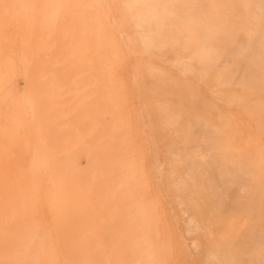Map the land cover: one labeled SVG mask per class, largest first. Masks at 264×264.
Masks as SVG:
<instances>
[{
  "label": "rangeland",
  "instance_id": "1",
  "mask_svg": "<svg viewBox=\"0 0 264 264\" xmlns=\"http://www.w3.org/2000/svg\"><path fill=\"white\" fill-rule=\"evenodd\" d=\"M1 1H3V0H0V2ZM9 1H10V3H7ZM9 1L6 0V1H3L2 3H0L1 8L5 7V9H1V8L0 9L5 10L2 12L3 13L6 12L7 16H8L6 18V13L2 14V12L0 11V15L1 16L3 15L2 16L3 18L0 16V88H1L0 91L2 92V93L0 92V102H1L0 105L5 103L4 101L2 102V100L4 99L2 96H3V93H5V89H4L5 85H3V84H7L9 86L11 85L13 87H14V84H16L15 86H17V87H14L15 89L13 88V90L14 91L16 90L15 94L17 93L16 95H19L20 97L25 96L22 94L29 92L32 89L31 88L32 85H36L37 86V87L35 86L36 89H34V87L32 86L34 89L33 90L34 92L32 90L29 92L30 96L32 95L31 96V100H32L31 102L32 103H28L29 104L28 107L30 106L31 109H29L30 108L29 107L28 111L29 110L30 111L25 113V117L27 116L25 121H27L26 124H29V125H31V124L37 125L39 122V125H37L38 126L37 128L34 126V127H31V129H30V126H27L24 124L25 128L23 125L22 127L18 128L19 131L13 130L9 126L7 127L5 124L6 123V117H5V115L2 114L3 113V106L1 105V107H2V109L0 110V124H1V126L7 127V129L10 128V130L9 129L8 130L10 132L14 131L15 134L21 133L20 134L21 136L18 134L17 135L20 138L21 137L22 138L20 139L18 136H16L13 133H11V136H10L9 131H7L6 128L3 129V127H2L0 130V133H1L0 134V140H1L0 141V239L2 237V239L0 240V254H1L0 255V264H55V263L56 264H59V263L60 264H72L75 260H72L73 262L69 263L71 261V260H69L70 258L76 259V261L74 262L75 264H90V263L91 264H99V263L100 264H141V263L142 264H184V263L201 264L203 262V260L201 262V258H203V259L207 258L208 259L207 261H209V263L207 261L206 262L204 261L206 264H219V263H217L218 261L221 262L220 264H226V262H230V263L232 262V264H235L234 259L237 260L236 261V264H237L238 259H240L242 256L246 260V262H245L246 264L248 262H249V264H252V263L253 264H256V263L257 264H264V257H263L264 256V247H263L264 238H261V237H263V235H261V234H264V230H263L264 226H261L262 229L259 226L260 223H261L260 225L264 224L263 221H262L263 223L261 222V220H264V219H262L264 216L263 215L264 213H262V212H264V210H263L264 209V207H263L264 206V198H263L264 197V123H263L264 122V71H263L264 70V60H263L264 55L263 54L264 53L261 54L262 52H264V45L261 44V42L264 43V39H263L264 33L261 32V30L264 31V2H263L264 0H259V1L258 0H248L249 1V2H247L248 5L246 4V7H247L246 9H248L247 10L248 13L246 12V15H244V16H246V18H244V17L242 18V16L240 17V16L231 15V13H229V11L227 9V7H229L228 3H227L228 5L222 6L223 8H225V9L221 10L222 14L216 13V11L214 10L216 5L213 4L212 0H206V1H208L207 5L209 3L208 7L205 6V4H206L205 1L202 2L201 0L200 1L198 0L199 4H202L203 7H207L209 10L207 8H206L207 10H205V8H202V7H200V9L198 10L196 8L197 7L196 6V7H194L195 8V11H194L193 10L194 9L193 4L191 3L190 5H191L193 11L189 12L190 13L189 15L190 16L194 15V16H192V20L196 19V22L198 24L199 23L204 24L201 22H205V20H207L206 21L207 25L205 23L204 25H201V27H199V25L196 22H194V20L192 22H190L191 20L190 21L188 20V23L195 25L193 27H196V25H198V27L200 28V29L199 28L197 29V27H196V29L198 31H194L195 28L192 30L191 28H193V27L189 26V24H187V23H184V22H186V20L188 18H190L189 16H188V18L186 16L187 19H184L185 18L184 16L186 15V13H185V15L183 14V17H184L183 20H185V21L182 23L183 20L180 18L181 13L183 11V8L186 5H188V4H185L184 1H186V3H189V2H187L188 0H182V1L179 0L178 4H180L181 2H183L185 4V5H183V3L180 4L181 6H184L181 10V13H179L180 14L179 18L182 21L180 20L181 21L180 22L179 18H177L179 22L170 21V20L166 21V18H165V20L164 19H161V20L158 19V21L154 20L152 22L153 28L151 29V32L149 33V34H151L150 35L151 39L149 38V36H148L149 39L144 37L147 34L144 35L145 32H143L141 27L138 28L137 25H135L133 15H132L133 11H130V9L132 7H131V5H129L127 3L128 0H81V1L77 0V2H75V0H63V1L62 0H38L39 2L37 0H32L33 2L28 1L29 3H27V0H26L25 1L26 5H25L23 0L22 1L16 0L18 2H15L14 0L13 1L9 0ZM35 1H37V2H35ZM42 1L45 3H43ZM192 1L194 3V1H197V0H192ZM13 2L15 5H18L17 8H19V10L16 8H14L15 10L13 9V6H14ZM21 2L24 3L23 6H22ZM40 2H41V4H40ZM170 2H171V0H166L165 5H164L166 7L165 8L166 12L169 14L171 12L170 11L171 8H172V11L174 12L173 6L171 8H169L171 6V5H169ZM6 3H7V5H6ZM37 3L39 4V6ZM11 4H13V5H11ZM29 5L31 6V10H30L31 12L29 11V9H30ZM36 5L38 6V8H41V9L39 10ZM41 5H43V6H41ZM80 5L83 7V8L82 7L81 8L84 11L80 8ZM180 5H178L179 9H181ZM196 5H198V4H196ZM10 6H11V9H13V10H10ZM71 6L74 8H72ZM188 6H186V8H184V9L185 10L189 9ZM198 6H200V5H198ZM7 7L9 8V10ZM111 7L113 8V11H112ZM175 7H177V6L175 5ZM34 8H37V9L34 10ZM70 8H72L73 11L70 10ZM196 9H197V11H196ZM7 10L10 11V14H13L14 12L16 14L9 15V12H7ZM16 10H18V12H20V13H17ZM165 10L161 11V13L159 15H163L162 12H165ZM200 10H203L204 12L202 11V12L197 13ZM258 10L260 11V13ZM178 11H180V10H178ZM178 11H176L177 14H178ZM24 12H25V14L22 15L21 13H24ZM38 12H39V16H38L39 19L37 18ZM73 12H75V13H73ZM173 12H171L172 15L171 14L170 15L175 18V16L173 15L174 14ZM31 13H33V14H31ZM112 13H114V15ZM202 13L203 14L205 13L203 15V17H206V19H203V17H201ZM86 14H88V15H86ZM177 14L175 13L176 16H177ZM247 14H249V15H247ZM260 14H262V15H260ZM19 15H20V18H18ZM27 15H29L30 18H28ZM79 15H80V18H79ZM106 15H108V17ZM112 15H113V17H112ZM166 15L167 14H165V16L164 15L163 16L166 17ZM170 15H168L169 18H171V20H174ZM163 16H161V17L163 18ZM195 16L201 17L202 20L199 17L197 18ZM226 16H228V17H226ZM84 17L87 18V19L85 18V20H87V23L84 20ZM114 17L115 18L117 17V18L115 19ZM193 17H195V18H193ZM237 17H239V18H237ZM231 18H234V19H231ZM64 19H65V21H64ZM114 19L117 20V24H116V21H114ZM197 19H199L200 21ZM248 19H250V20H248ZM74 21L76 24L74 23ZM82 21H84V22H82ZM110 21H112V22H110ZM243 21H246V23L245 22L243 23ZM113 22L115 24H113ZM154 22L157 24H155ZM175 22H176V25L179 24L178 25L179 28H175V27H177L175 25ZM251 22H253L252 27L253 28L255 27L258 31L255 28L253 29L252 27H250ZM77 23L78 24L81 23V24L77 25ZM59 24H61L59 26L60 29H59V27H57ZM168 24H170V26H171V24H173L170 28H173L174 32L172 31V29L168 28V26H169ZM209 24L214 29H212ZM76 25L79 26L78 28L80 29V31H78L79 29L76 28L77 27ZM120 25L124 30L120 27ZM34 26H35V28H34ZM186 26H188V27H186ZM36 28H37V30H35ZM114 28H115V30H114ZM57 29H58V32H57ZM118 29H119V31H118ZM175 29H178V30L184 29L185 30V31L184 30L178 31L181 34L180 36H182V39L181 38L179 39V33L176 32ZM83 30L85 32L86 31L87 32L85 33ZM121 30H123V31H121ZM163 30H165V31H163ZM167 30H168V33H170L171 35L175 34V36L177 37V41H176V37L173 36V38L171 37L173 42H170L171 41V39L169 40L170 35L168 34L169 35L168 36L166 34ZM169 30H171V32ZM160 31H162V32H160ZM112 32H115V33H112ZM164 32H166V33H164ZM191 32H192V34H191ZM227 32H229V33H227ZM117 33H118V35H117ZM163 33L166 36H164ZM195 33L198 36H196ZM210 33H212V35H210ZM231 33L234 34L235 37ZM240 33H241V35H240ZM39 34H41V35H39ZM58 34H60L61 36L59 37ZM140 34L141 35L143 34V35L140 36ZM186 34H187L188 38H187ZM222 34H224V35H222ZM237 34L239 35L240 38H246L249 36L248 37L249 39L248 40H246L247 38L243 39L242 40L243 42H242L241 39L238 38ZM33 35L35 36L36 39L34 38ZM115 35H117L118 38L115 37ZM121 35H123V36L121 37ZM214 35H215V37H214ZM217 35H220V36L218 37ZM227 35L232 37V38H230V37L228 38ZM244 35L246 37H244ZM3 36H5V37H3ZM163 36L165 37V39H163L164 41H167V37H168L169 43L168 42L164 43V41H161V38H163ZM225 36H226V38H225ZM254 36H255V38H254ZM143 37H144V39L146 38V40H150V41H147L149 44V47L147 46V43L145 42L146 40H143ZM190 37H191V39H190ZM58 38H59V40H58ZM140 38H142V39H140ZM67 39H68V41H67ZM101 39L103 41H101ZM125 39L127 42L125 41ZM158 39H160V41ZM178 39H179V41L181 40L180 42L183 44H179L180 42L178 41ZM203 39L204 40L207 39L209 44L213 42L211 44L212 46L209 45L213 48L207 47L208 46V45H206L207 41L204 42ZM223 39L225 40V42ZM228 39H229V41H228V43H226ZM32 40H34V41L32 42ZM216 40L218 41L217 43H216ZM244 40L246 42H249L250 44L249 43L246 44V42ZM259 40H261V41L259 42ZM57 41H58V43H57ZM239 41H240V44L238 45V43H236V42H239ZM142 42H144V44L146 43V45L142 44ZM159 42H163V43H159ZM219 42L222 44H219ZM127 43L130 45H128ZM154 43H156V44L154 45ZM167 43L170 44V46L172 45V47H174L178 43V45L175 46L174 48H172V47L170 48L168 45L169 50L167 49V51H169V52H171L170 51V49H171L173 51V54H176V55H172L171 53L169 54L168 52H167V54H168L167 55L165 52L166 50H164V51L162 50L163 53H165V54H163L160 51V49L159 50L156 49L158 44L160 46H163L161 48L164 49V47L167 46ZM185 43H187V45H185ZM200 43H202L203 45ZM234 43H236V46L238 48L235 47V45H233ZM226 44H229L228 46L231 45L232 49L236 48L237 51L238 50L240 51V49L245 47V46L243 47V45H246L245 49H242L243 51L241 50L240 53L237 52L238 55H241V53H243L244 55L242 54V56H240V57L243 58V56H246V59H244V58L240 59V57H236V56H238L235 53L236 50L234 52L230 51L235 56H233V54L231 56V55H229V53H228L229 56H227L228 50L226 51V49L230 48V47H228ZM251 44H253V45H251ZM259 44H260V46H259ZM33 45H34V48H33ZM183 45L186 47H184ZM219 45H220V47H222V46L223 47L221 49H218V48H220ZM125 46H127V47L125 48ZM200 46H202V47H200ZM204 46L208 50L204 49L205 48ZM217 46H218V48H217ZM224 46L226 47V49H223V48H225ZM239 46H240V48H239ZM251 47L256 49V51H254L256 53L253 52V50H252L253 48L251 49ZM177 48H178V50H177ZM189 48H191V49L189 50ZM209 48L212 50H210ZM248 48H250L252 50V52H253L252 56L253 57H252V60L250 61L251 64L249 63V65L248 64L245 65L246 62H248L251 59L250 54L252 52L250 50H248ZM56 49H60V51H56ZM123 50H124V52H123ZM198 50H200V51H198ZM203 50L206 52L204 53ZM224 50H225V52H222V54H221L220 51H224ZM29 51L31 54L29 53ZM151 51H153V53ZM178 51H180L181 53H179ZM201 51H203V52L201 53ZM208 51H209V57L214 56V55L210 56V55H212V53H215L216 56H219L218 54H220V56H222V57L226 55L225 56L226 62H222L220 56L214 57V59H216L217 61L220 60L219 63L221 65H223L224 68L220 67L221 65H219V63H218L219 66L216 67L217 70L215 68L214 69L216 71L213 69L212 64H211L212 62L210 61L211 58H209L208 55H206ZM13 52H15V53H13ZM57 52H58V54H57ZM129 52H130V54H129ZM154 52H161L163 54V56H161V53L159 56L157 53L154 54ZM194 52H197V53H194ZM210 52H211V54H210ZM3 53H5V55H3ZM131 53H133V54H131ZM177 53H179L178 56H177ZM245 53L248 55H246ZM180 54H181V56H180ZM194 54H195V56H194ZM2 55L5 57H3ZM91 55L93 57H91ZM125 55H126V58H125ZM128 55H129V57H128ZM196 55L198 56L197 57L198 61L196 60L197 59ZM256 55H257V57H256ZM169 56H171V59L169 58ZM203 56H204V59L202 58ZM247 56L250 57V59L248 57V59H249L248 61H247ZM94 57H96V58L94 59ZM173 57L175 60L172 59ZM92 58H93V60H92ZM150 58H152V60H150ZM167 58H169L170 61H169V59L166 60ZM194 58H196V59H194ZM1 59H5V60H1ZM41 59H42V61H40ZM127 59H129V60H127ZM162 59H163V61H162ZM238 59L242 60L243 62L245 61L244 62L245 64L244 63L242 64L240 62V60H238ZM254 59H256V60H254ZM34 60H35V62H34ZM105 60H106V62H105ZM164 60L167 62H165ZM179 60L181 61V63H179V65H177L178 62H176V61H179ZM203 60H204V62H203ZM207 60H209V61H207ZM227 60H229V61L232 60V61L230 63ZM234 60L235 61L238 60L237 63L239 62V63H241L240 65H244V66H242V68H244L245 66L250 67L252 65L250 67V69H249V67L247 68L250 72L248 73L246 71L247 70L246 68H244L245 70L244 69L240 70L241 66L239 64H238L239 65L238 66ZM3 61H5V63L1 64V62H3ZM93 61L95 62V64L93 63ZM127 61H129L131 63H127ZM158 61H160V62H158ZM188 61H189V63H187ZM217 61H216V63H217ZM223 61H225V59ZM149 62H151V63H149ZM191 62L194 64V66H192L194 68L191 67ZM200 62H201V65H200ZM209 62H211V63H209ZM33 63H35V65ZM96 63H97V65H96ZM183 63H185V65H186V63L188 64V65H186V68H187V69H185L186 71L184 70L185 67L183 68ZM216 63H213V66H216L217 65ZM226 63L229 67V71H228V67H225ZM126 64H129V65H126ZM229 64H230V66H229ZM231 64L233 66H231ZM1 65L5 66V67H3V66L1 67ZM22 65L23 66L25 65V67H22ZM39 65H40L41 69H39L40 68ZM130 65H132V67ZM181 65H182V67H181ZM198 65H200V66H198ZM204 65H206V66H204ZM235 65H237L239 68H237V66H235ZM7 66H8V69L6 68ZM32 66L36 67V71L37 70L38 71L36 72L34 70L35 68ZM48 66L50 68H48ZM129 66L131 68H133V67L134 68L131 70V68ZM195 66L200 67V68L199 69L195 68ZM234 66L237 69H234ZM10 67H13V68H10ZM15 67H17V69H19V72H16ZM30 67L34 71H32L30 69ZM57 67H59V69H57ZM173 67H175V68H173ZM178 67H180V68H178ZM211 67H212V69H211ZM1 68H3V69H1ZM44 68L46 70H44ZM47 68L49 70H47ZM205 68H207V70ZM209 68L211 69V71L214 70V72L212 71L213 73H211V75L212 74L215 75V76H213V78L216 81L212 80L211 77L209 78V76H211L210 75L211 71ZM191 69H192V71H191ZM201 69H203V72ZM233 69H234V71L235 70L236 71H235V73L231 74L230 71L233 72ZM29 70H31L32 73ZM71 70H72V72L70 73ZM198 70H200L201 72ZM9 71H10V73H9ZM128 71L132 72V74H129ZM204 71L206 73H207V71L208 72L210 71L208 73V75H209L208 77H205L206 73H204ZM217 71L219 73H221L222 77H219L220 74ZM241 71L242 72L244 71V73L241 75L242 78L240 76V78H241L240 79L241 82H240V81H237L239 79V78H237V77H239V76H237V74H238V72L241 74L242 73ZM245 71L248 73V75H247L248 77H244ZM198 72L201 73L202 78H201V75L198 74ZM215 72H216V74H215ZM236 72H237V74H236ZM37 73H38V76L34 75V77L32 76V78H31V80H33V78H35V80L33 82L31 80H28V78L30 76L29 74L33 75V74H37ZM64 73L66 74L65 76H64ZM101 73H102V75H101ZM202 73H204V74H202ZM15 74H16V76H15ZM160 74H162V75H160ZM217 74H218V77L216 76ZM230 74L232 76L234 75L233 79H232ZM39 75H40V77H39ZM5 77H7L8 79H5ZM16 77H17V79H15ZM134 77H136V78H134ZM215 77H216V79H215ZM229 77H230V80H232V81L229 80V82H228L226 80L229 79ZM37 78H41L38 81L39 83L37 82ZM50 78H52V79H50ZM100 78H102V79H100ZM168 78L170 80L172 78H174V79H172V80H174V82L173 81H171V82L176 83V84L170 83V80ZM204 78H206V79L208 78L207 80L211 79V83H210V81H206V79H204ZM246 78H248V79L246 80ZM175 79H176V81H175ZM178 80L179 81L182 80V81L179 82ZM235 80L238 83V84H236L237 89L234 87L235 90H232L234 88L231 85L235 84ZM30 81H31V83H29ZM44 81L45 82L47 81V83H45ZM133 81L135 83H137V85L135 84V86H134ZM167 81H169V82H167ZM217 81H219V82H217ZM131 82H132V84H131ZM165 82H166V84H165ZM202 82H204L205 84ZM206 82L210 83V85L208 83L206 84ZM226 82H227L228 86H227V84L225 85ZM41 83L44 86L39 85ZM100 83H102V84H100ZM139 83H141V84H139ZM212 83H214V84L211 85ZM222 83H224V84H222ZM230 83H231V85H230ZM243 83H244V86H242ZM129 84H131L132 86H130ZM190 84H192V86H194V90ZM167 85H169V86H167ZM185 85L187 88H185ZM245 85H246V87H245ZM25 86L27 88H29V91L27 90V92H26ZM40 86L44 88L45 92H43L44 90ZM82 86H83V88H82ZM152 86H154V87H152ZM183 86L186 90L183 88ZM221 86H223V87H221ZM229 86H231L232 88ZM233 86H235V85H233ZM39 87L42 90H40ZM45 87L46 88L48 87L51 90L48 88L46 89ZM124 87H126V88H124ZM169 87H170V89H168ZM173 87H175V88H173ZM178 87L181 90L176 89ZM69 88H70V90H69ZM72 88H73V90H72ZM137 88H138V90H137ZM163 88H165L167 91H164L163 94L161 93V95L163 96V97H161L160 95H158V93H159V91L162 92ZM213 88H215V89L213 90ZM239 88H240V91L238 93ZM245 88H246V90H245ZM124 89H125V91H124ZM171 89L172 90L174 89V91H172ZM190 89H192L191 93L189 92ZM221 89H223V90H221ZM23 90H24V92H23ZM54 90L56 91L55 93H53ZM40 91H42V93H40ZM134 91H135V94H134ZM171 91L173 92V94L171 93V95H170ZM35 92L38 94L39 98L42 96L41 99H43V103L45 102L44 104L42 103V100L38 98V96ZM98 92H99V94H98ZM132 92H133V94H131ZM156 92H158V93H156ZM168 92H169L168 96L172 97L171 99H170V97H168L166 95V94H168ZM227 92L229 93L230 96L227 94ZM220 93H221V95H220ZM8 95L11 96V94H8ZM26 95L28 97V93ZM49 95H51V96L49 97ZM135 95H137V96H135ZM222 95H223V97H222ZM226 95H228L227 96L228 98L226 97ZM157 96H159V97L157 98ZM46 97H47V100H46ZM130 97H131V99H130ZM137 97H139V98L136 99ZM187 97H188V99H187ZM37 98L39 99L40 102L38 101ZM49 98L51 101L49 100ZM105 98H106V101H105ZM173 98H176L177 100L173 99ZM198 98H199V100H198ZM36 99L39 102V104L36 102ZM53 99L54 100L56 99V100L54 101ZM139 99H141V102L144 104H142ZM167 99L170 100L169 101V102H171L170 104L166 103ZM196 99L198 100L200 105L198 104V102H196L197 101ZM209 99H210V101H209ZM238 99L240 100V102H238ZM44 100H46V101H44ZM57 100H59V101H57ZM60 100H61V102H60ZM151 100H153V101H151ZM173 100H176V103ZM231 100H234V101H231ZM206 101H207V104L205 103ZM47 102H48V104H47ZM54 102H56V103H54ZM91 102H92V104H91ZM99 102H100V105H99ZM250 102H252V103H250ZM164 103L166 104V106ZM182 103H184V104H182ZM31 104H33V105H31ZM37 104L39 106H37ZM45 104H46V106H45ZM135 104H136L137 108H136ZM168 104H169V106H168ZM185 104H187V105H185ZM41 105L44 107V109L46 111L43 108H40V107H42ZM72 105H73V107H72ZM138 105L142 106L143 110H142V107H139ZM34 106L36 108L37 107L38 108L36 109ZM101 106H102V109H101ZM56 107H58L59 109L61 107V109L58 110ZM83 107L86 108V110H84ZM163 107L166 109H163ZM47 108L50 109L49 112L50 113L52 112L51 114L48 113ZM178 108H180V109H178ZM209 108H212V109H210L211 111L209 110ZM215 108H217V109H215ZM100 109H101V111H100ZM127 109H129V110H127ZM187 109H189V110L191 109V110L188 111ZM231 110H233V111H231ZM39 111H41V112L38 113ZM82 111L85 113V115H83L84 113ZM185 111H188V112H185ZM42 112L44 113L43 115L46 117H44L42 115ZM45 112L47 113V115ZM53 112L58 113V115L53 113ZM218 112L221 113L220 114L221 117H219ZM33 113L37 116V118H36V116L33 115L35 117V120L33 119V116H32ZM138 113H139V115H138ZM142 113H144V114H142ZM163 113H165L164 114L165 116L163 115ZM186 113H187V115H186ZM189 113H190V116H189ZM205 113L207 116L205 115ZM37 114L42 115V116H40L41 117L40 119H42L44 117V122H41V120L38 119L39 116ZM80 114H82V116H80ZM201 115H203V117ZM208 115H210L209 118H208ZM211 115L213 116V118ZM214 115H216V116H214ZM79 116H80V118H79ZM146 116H149L150 119L148 120V117H146ZM159 116H160V118H159ZM184 116H185V118H183ZM53 117L55 120L53 119ZM82 117H83V120H82ZM141 117L145 118V120ZM181 117H182V121H181ZM64 118L65 119L67 118L66 119L67 121ZM78 118H79V121L77 120ZM138 118H140V120ZM189 118H192L191 119L192 122L190 121ZM141 119L143 120V124H141L142 123ZM213 119L216 121L218 119V121L221 122L220 123V125L222 124L221 128H220V125H218L219 122H214ZM28 120H33V122L34 121H37V122L33 123L32 121L29 122ZM146 120H147L146 123H149L151 120L150 123L153 125L152 126L151 124H149L153 127V128L151 127L152 129H150L151 131L149 130L150 126L145 123ZM162 120H164V121H162ZM197 120H199V121L197 122ZM203 120H206V121L204 122ZM250 120H252V121H250ZM56 121H57V123H56ZM59 121L65 122V123H62L60 126ZM82 121H84V122H82ZM157 122H159V123H157ZM165 122H167V123H165ZM202 122H204V123H202ZM42 123L46 127L43 128ZM46 123H47L48 127L50 126V128L47 127ZM144 123L146 125H144ZM193 123H195V125ZM40 124H42V125H40ZM183 124H184V127H183ZM196 125L198 126L199 132L197 131V128H195L196 129L195 130L193 127V126L197 127ZM40 126H42V127H40ZM56 126H58V127H56ZM165 126L167 128H165ZM209 126H210L212 133L208 132V131H210L208 128ZM79 127H81V128H79ZM139 127L142 130L144 128H146V129H144L143 131L142 130L139 131ZM174 127H176V128H174ZM21 128L24 129L27 133H30L29 131L33 132L32 129L33 130L35 129L33 132L34 135L32 134L33 136H31V133H30V135L26 134V132H23V130ZM75 128H76V130H75ZM49 129H50V131H49ZM55 129H57V130H55ZM69 129L72 131H69ZM146 130L148 131L146 133V135L148 137L147 136L145 137ZM168 130H169V133H168ZM203 130H204V132H203ZM42 131H44L46 133H43ZM152 131H154V132H152ZM205 131H206V133H205ZM65 132H67V133H65ZM68 132L70 134H68ZM197 132L199 134H197ZM220 132H221V134H220ZM3 133L7 134L8 137H3V136H5V134H3ZM54 133H56L58 135L56 136ZM62 133H63V136H62ZM140 133H141V135H140ZM143 133H144V135H143ZM12 134L16 137H14ZM46 134H48V135H46ZM200 134H202V137H200L199 140L195 139V137L199 138L197 136H199ZM226 134H228V136ZM204 135H206V136L204 137ZM209 135L211 137H209ZM34 136L36 137V138H34V140H36L35 144L38 143V144H36V146L38 148L32 147V146H35V145H33L34 142H32L33 139H31V137H34ZM43 136L47 137V138L41 139ZM48 136L50 137L49 138L50 141L47 140ZM51 136L52 137L54 136V138H52ZM154 136H156V137L158 136L157 139H156V137L154 138ZM182 136H183V138H182ZM192 136H193V138H192ZM17 137L20 140H16L15 138H17ZM25 138H27L28 140L27 139L25 140ZM57 138L61 139L62 141H60V140L56 141ZM143 138L146 140H143ZM22 141H24V142H22ZM195 141H198V142H195ZM17 142H19V143H17ZM48 142L50 143V145H48L49 144ZM61 142H63V143H61ZM109 142L115 147L110 145ZM114 142L117 143V145H114L115 144ZM156 142H158V144ZM194 142H195V144H194ZM54 143L57 144L58 146L55 147ZM196 143L198 144L197 147H195L197 145ZM206 143H208V144H206ZM18 144L24 145L25 147L22 148V146L18 145ZM6 145H8L9 148ZM69 145H71V146H69ZM108 145H110V147H108ZM190 145H195L194 146L195 149L193 148V150H191V149L189 150V148L192 147V146L190 147ZM40 146H42V147H40ZM251 146H253L254 149L251 148ZM262 146H263V149H262ZM145 147H146V149H145ZM150 147H151V149L148 150L147 148H150ZM173 147H175L174 150L173 149L171 150V148H173ZM243 147H245V148H243ZM79 148L80 149L82 148V149L77 151ZM109 148L111 149V151L113 150L112 153H111V151H109L111 154L107 151V149H109ZM160 148L162 149V151ZM213 148H215V149H213ZM236 148L240 149V150H237ZM248 148H250V149H248ZM6 149H8L9 152L6 151ZM37 149H38V151H37ZM58 149H60V150L58 151ZM167 149H169V150H167ZM234 149H236L237 152H236V150L234 151ZM243 149H245V150H243ZM29 150H30V152H29ZM151 150H152V152H151ZM203 150H204V152H203ZM207 150H208V152H207ZM248 150L253 151V153H255V152H257V153L254 155H253V153L249 154L251 152L249 151V153H248L247 152ZM74 151H75V153H74ZM80 151H82V154ZM167 151H168V153L170 152V154H168ZM31 152H32V154H31ZM52 152L57 153V157H55L56 155L54 156V154ZM127 152H128V155H127ZM172 152H173V154H172ZM188 152L190 153L189 155H188ZM8 153L9 154L11 153V156ZM71 153H74L75 156L77 153V156L76 157L74 155L72 156ZM148 153H150V155ZM191 153L196 154V155L193 154L194 160L196 159L195 161L193 160V157L191 158V156H193V155H191ZM242 153L245 156V158H244L245 161H244V159L242 160L243 156L238 155V154H242ZM18 154H20V155H18ZM101 154H102V156H101ZM185 154H186V156H185ZM209 155L210 156L212 155V156L210 157ZM70 156H72V158H73V160H71L72 162H84L85 164L87 163L90 167L93 166L97 170H101V173H102L98 177H93L92 175L87 176L89 179L88 178L86 179V181H89V183L87 182V184H89L88 185V187H89L88 192L90 195H88V197H87V200L89 202L88 210L85 211V209H84L83 214L85 215V219L87 220V226L90 229V233H89L90 237L87 239V241L85 243L80 244V246H77V247H76V245L73 246L75 248V250H76V248H77V250H79L78 252H80V253H78V254L76 252L77 250L76 251L73 250V252H72V249H71L72 245L71 244L68 243V245H67V243H66V241L68 242L67 238H66L67 240L65 239V241H63L66 244H64L63 242L61 244L59 242V236H58L59 234H58L57 229H55L54 226L53 227L49 226L50 225V221H49L50 217H49L48 209H47L45 200L43 198L42 191L37 187L36 181L33 178L34 175L31 172V168H30V166H32V163H33L35 158H36L35 162L37 159H38L37 161H48V162H50V160L52 161L53 158L55 160L56 159L59 160L58 157H60V159H62L61 161H64V158H66V160H70L71 159ZM91 156H93V157H91ZM180 156L183 160L180 158ZM214 156L218 157V158L216 159ZM246 156L249 158V159L247 158L248 162L246 161ZM32 157L33 158L35 157V158L33 159ZM51 157H52V159H51ZM123 157L125 159H123ZM147 157L152 162L148 161ZM175 157H177V159ZM197 157H198V159H197ZM116 158H117V160H116ZM187 158L189 161L187 160ZM226 158H228V160ZM31 159H33V160L31 161ZM177 160L179 162L178 163L179 165L176 164ZM185 160H187V161H185ZM207 160L210 162H213V164H215V165L211 166L210 164H208L210 162H208ZM90 161H92V163ZM102 162H104V164ZM184 162H187V163H184ZM188 162H191V165ZM245 162H247L248 164ZM151 163H155L156 165L155 164L151 165ZM181 163H183L184 169H187V171L184 170L183 168L182 169L184 171L181 169V167H183ZM217 163H218V165H217ZM164 164L166 167L163 166ZM186 164H188V165H186ZM233 164L236 166H234ZM109 165H111V166L109 167ZM204 165H206V166H204ZM175 166H178V167H175ZM214 166H215V168H214ZM93 167L91 169H93ZM211 167H213V168H211ZM223 167H224V169H223ZM229 167H231L232 171ZM164 168L166 170H164ZM235 168H238V171H239L238 173L236 172L237 170ZM158 169H160V170H158ZM234 169H235V171H234ZM155 170H156L158 175L156 174ZM212 170H215V171H212ZM105 171H107V172H105ZM153 171H154V173H153ZM159 171L161 172V174L159 173ZM217 171H218V173H216V175L212 177L213 172L215 174V172H217ZM195 172H196V174H195ZM204 172H205V174H203ZM241 172H244L243 174L246 177L243 176L241 183L236 184L237 183L236 181L238 179H239L238 181L240 182V178L242 176H239V175H241L240 174ZM172 173L175 175L172 176ZM235 173H237V175ZM245 173H246V175H245ZM248 174H249V177H248ZM153 175L154 176L157 175V177L155 178ZM159 175H161V176H159ZM177 175H179L178 176L179 179H178ZM175 176H176V179L178 180V183H176L177 180L175 179ZM233 176L235 179L233 178ZM124 177H126V179H127L125 182L133 181V184L131 186L132 188L128 194V195H130V197L127 195V200H126L127 202H123V196L121 197V200H119V195H118L119 187H120V185L123 184L124 181L122 179H124ZM172 177L175 179L174 181H173ZM215 177H218L217 180H219L218 182L220 185L219 184L217 185L216 182H215L216 185L215 184L214 185L219 186L220 188L214 187L212 184L213 182H211V180L212 181L216 180ZM223 178H227V179H223ZM112 179H113V182H112ZM157 179L159 180L160 184L164 185L165 187L164 186L160 187L159 183L157 182L158 181ZM180 179H182V181L183 180L185 181L187 179L185 181V184L187 183V181H190V180L193 181V183L190 181V182H188V184H186V189L184 190L185 193H183L181 189H179L181 191L180 193H179V191L176 192L177 189H175V187L176 188L179 187V183L181 182ZM220 180H222V183ZM234 180H236V181H234ZM243 180H245V182ZM246 180L247 181L249 180L248 184L250 182L251 183L248 185ZM195 181L198 183L201 181L202 185H204L205 187L201 186V183H199L200 185L197 184ZM242 182L246 185V190H245L244 186H242V187L240 186L243 184ZM253 182L256 183L257 185L254 184ZM166 183H167V185H165ZM189 183H191V185ZM230 183L233 184L232 186H234V184L238 185V187L240 186V189L242 188L241 192H243V190H245L244 192H246V191H248V190L250 191L252 189L251 190L252 192L248 191V194L250 193V195H248V196H250L252 198L255 197V198L254 199L249 198L246 194H245V197L242 196L243 194L241 195V192H239V188H237V186H236L233 189L232 186L228 185ZM192 184L195 188L194 191L197 190L198 192L193 191ZM222 184H224L226 186L225 190L227 189V186H229L230 189H232V190L229 189L231 191V193L228 192V189H227V191H225L223 189L224 190L223 191L221 186H224V185H222ZM112 185H113V187H112ZM210 185L212 186V190L213 189L215 190V188H216V190L211 191ZM250 185H252V186H250ZM95 186L97 187V189ZM162 187H164L165 189L168 188L167 190H165L167 193H165L164 195H163V193H164L163 189L164 188H162ZM117 188H118V192H117ZM197 188H199V189H197ZM255 188H257V189H255ZM108 190L110 191V193ZM218 190H219V192H224L225 198H223L224 201L222 200V202L220 200V199H222V197L219 198V196H222V194L218 195V193H219ZM204 191H206V192H204ZM233 191H235V192H233ZM186 192H188L190 196H188V193H186ZM226 192H228V194L230 193L229 197L232 198V200H231L232 203L229 200V197L227 196L228 194H225ZM232 192L234 193V196L238 195V197L240 198V201L242 200L241 203L239 202V199L234 198L238 202V204L236 205L235 201H233L234 196H230L231 194L233 195ZM237 192H239L240 194H237ZM196 193H197V196H196ZM262 193H263V195H261ZM97 194H99V195H97ZM216 194L218 197L216 196ZM165 195L169 196L170 198L169 197L167 198ZM204 195L206 197H204ZM239 195H241V196H239ZM257 196H259V197L257 198ZM158 197H160V198H158ZM92 198H93V200H91ZM180 198L183 199L184 202L186 201V203L184 205L182 204L183 201ZM214 198H215V200H214ZM217 198H219L220 203H219V201L216 200ZM259 198H261V200H259ZM160 199H162V200H160ZM166 199L168 200L167 203H169V204H170V201H172L170 205H167ZM179 199L181 200V202ZM117 200H118V202H117ZM226 200H229L228 202H230V203H226ZM243 200H248V201H246L248 205L246 204L245 201L243 203ZM137 201H139L140 203H142V202L145 203L144 206L146 207V211L143 213V217L141 218V224H143V225H141L139 223H137L135 225H136V227L139 228V230H141V229L148 230V232L145 235L139 234L138 237L134 238L135 241L133 243L137 244V245L138 244L141 245L140 244L141 240L143 241V243H142L143 246H140L139 252L140 251L145 252L148 259H146L147 257L141 258L140 257L141 255H137L138 249L133 248L130 243L123 241V243L120 244L122 239H120L118 236L119 231L121 233V226L124 225L125 223H127L128 219L132 215L136 214V206L134 205V203ZM178 201H179V203H178ZM188 201L191 203L196 201L192 205V207L195 206V207H193V209H196V211H193V213L195 212L196 216L193 215V213H191L192 210H190V212H189L188 207H190V209H191V204H187V203H189ZM257 201H259L258 205H257ZM260 201H261V203H260ZM119 202L121 204H119ZM233 202L236 205V207L234 209H233V207L235 205L232 206ZM203 203L206 204L205 207H203L204 206ZM252 203L253 204L256 203V205H253ZM164 204L167 206L166 209H165L166 206ZM226 204H229V205L232 204L231 205L232 208L230 206H227L228 210L225 209ZM241 204H243V206H245V208L243 206H241ZM172 205H173V208L175 206L174 209L172 208ZM185 205L187 206V208H188L187 210H188L189 214L191 213V215H189L188 212H186V210H184ZM209 205L214 206V207H211ZM119 206H121V208L123 207L122 212L119 211ZM168 206H170L169 209H168ZM246 206H248V207H246ZM39 207H40V209H39ZM209 207H211V208H209ZM215 207L217 208L215 210L218 213V215L214 210ZM223 208H224V210H223ZM236 208H237V210H236ZM255 208H257V209H255ZM261 208H263L262 209L263 211H261ZM106 209H107V213L104 212V213H106V215H105L103 213V211H106ZM203 209L205 211H203ZM244 209L246 211H244ZM253 209L257 210V213ZM169 210L174 211V213H172V211L170 212ZM178 210H179V212H178ZM182 210H183V212H182ZM200 210H202L203 213L206 212V213H204L205 215L207 214L205 216V218H210V216H211V218L206 219L207 221H205L204 219L199 221L201 218H203L202 215H204ZM212 211H214V212H212ZM224 211H226V213H227L226 216L228 218L223 216ZM258 211H261V212H258ZM101 212H102V214H101ZM238 213H239V215L242 214L243 216H241V217L238 216ZM255 213L258 215V216H256L258 218V220L255 219L256 221L254 219H251L254 215H256ZM73 214H74V216L76 215L75 213H73ZM19 215H22V216L20 217ZM169 215H171V217ZM213 215H215V216H213ZM233 215L235 217L237 216L236 219L234 218ZM167 216H169V217H167ZM178 216H179V218H178ZM193 216L196 218H192ZM207 216H209V217H207ZM239 217L242 218L240 221L237 220V219H240ZM190 218L194 219L193 223H189L186 221V219L188 220ZM2 219H5V220H2ZM249 220H251L250 223H249ZM3 221H5V222H3ZM18 221H19V223H18ZM216 221H218V222H216ZM230 221H232V223ZM233 221H234V223H233ZM257 221H259V222H257ZM13 222L17 224L16 227H15ZM199 222H202L203 225L207 224V222H208V224L205 225V227H208L211 230L210 231L209 229H207V231L209 230L208 231L209 234L212 232L210 237L207 234V231L204 230V228H203L204 226L202 227L204 232H202V228L200 230V229H197L193 226L194 224L202 225ZM246 222H247V224H246ZM252 222L257 223V224L259 223V224L258 225L252 224ZM209 223L211 225H209ZM19 224L21 225V227ZM180 224H181V226H180ZM223 224H225L226 226ZM220 225H223V226H221V228L216 227V226L220 227ZM231 225L233 227V230L231 228ZM241 225H242V227L244 226V228L247 225V228L245 230L243 229L242 231H245V234H246V235L244 234L245 236H247L248 233L250 232L249 237L242 236L243 234H242V232H240L242 229ZM248 225L249 226L253 225V227H254L253 229H255V227H256V230H254V232H252L253 229L250 228L251 229V231H250L248 229L249 228ZM255 225H257V226H255ZM209 226L213 227L212 229H214V227H215V231L218 228V230L216 231L217 233H215L213 235L214 232L212 231V229ZM224 226H225V228H223ZM11 227H13L14 231H15V229H17V231L20 230L19 234L15 233V232L13 233V231H11L12 230ZM239 227L241 229H239ZM257 227H260V230H262V231L257 229ZM23 228H25V229L23 230ZM187 228L190 229L191 231L192 230L193 231L192 232L187 231L188 230ZM223 229H225V230H223ZM229 229L231 231L230 233H229ZM234 229H235V231H234ZM199 230L201 232H198ZM247 230L249 231L248 233H247ZM29 231L31 234L29 233ZM218 231L220 233H218ZM257 231L258 232L260 231L263 233H260V232L258 233ZM238 232L240 234H238ZM255 232H256V234H258V236L260 238H258L257 236L256 237L254 236V235H256ZM11 233H13V235ZM120 233H119V235H120ZM195 233H197L198 235L196 236ZM222 233H223V236L226 235V237L223 238V236H220V234L222 235ZM226 233H228V234H226ZM233 233L237 234V238L239 239L238 240L239 243L241 242V239H242V241H245L244 244H246L247 246H253L252 248L248 247L249 250L246 249L248 251L249 255L246 254L247 251L245 249H244L245 251L242 249L240 250L241 252L244 251L245 254L242 253L243 254L242 255L241 253H239L240 251L237 250L236 246H234V248H235V251L238 252L237 253L238 255L237 254H236L237 256L234 255L236 252H233L234 254H231V252H232V250H234V248H230V247H233V245H235V244L236 245L239 244V243L235 242V241H237L236 240L237 238L233 239L235 244L232 243L231 244L232 246L229 244L230 243L229 241H233L232 240V238H234ZM251 233L254 235H252ZM16 234H18V235H16ZM199 234H201V236H202L200 241L198 239V238H200ZM205 234H206V236H205ZM216 234H218V235H216ZM207 235H208V237H207ZM227 235H232L233 237L232 236L227 237ZM240 235L243 238H241ZM251 235L255 237V239H256V240L254 239L255 241L250 240L251 238H253V237H251ZM50 236H52L53 238ZM213 236H215L217 238L215 239V237H213ZM178 237L180 240L178 239ZM12 238H13V240H12ZM15 238H16V240H15ZM107 238H108L109 242L107 241ZM183 238H186V240ZM209 238L210 239L213 238L214 241H216L218 243L214 242L213 240H211V241L214 244L213 243L211 244V241H208V240H207L208 241L207 242L206 239H209ZM225 238H227V239H225ZM244 238H247V240L246 239L244 240ZM220 239L222 240L223 244L221 243ZM259 239H260V241H259ZM6 240H7V242H8V240H10L9 243L6 244V242H5ZM52 240H54V241H52ZM202 240L205 243L203 245H202V242H203ZM247 241H248V243H251V242H255V243H251L252 245L251 244L248 245ZM2 242H5V243H2ZM209 242L213 247H211V245L209 246ZM215 243H216L217 247H216ZM206 244H208V245H206ZM56 245H57V248H56ZM62 245L64 247H62ZM65 245L67 246V249H68V247H70V248L67 250ZM200 245H202V246L199 248ZM204 245H206L208 247L205 246V248H204ZM246 245H244L245 248H246ZM59 246L62 249L64 248V250L68 251L67 253L64 251L65 252L64 254H67L68 256H70V258H68V256L65 257L66 255H64L62 253L61 248H58ZM184 246H186V250L189 248L187 251L191 250L192 255H189L188 252L185 251ZM239 247H240V244L238 245V249H239ZM206 248H209V249L207 250ZM240 248H242V245ZM213 249H215V251H213ZM56 250H58V251L54 252ZM178 250H181V251H178ZM204 250L207 251V253ZM201 251L204 252L203 255H202ZM229 251H231V252H229ZM251 251H252V253H250ZM98 252L100 253V256H98L99 255ZM180 252H181V254H180ZM209 252H211L210 253L211 256L208 254ZM186 253L188 255H186ZM205 253H206V256L209 255L210 257H212V259L214 261L216 259H217V261L213 262L212 259L209 258L208 256L205 257L204 256ZM54 254L57 256H55ZM91 254H93L92 259H91ZM182 254H183L182 257H183L184 261H185L186 257H187L186 260H188V261H186V262L183 261V259L181 257ZM254 254H256V255H254ZM51 255H53L54 257ZM202 256H204L205 258ZM218 256L222 259L219 258V260H218ZM257 256L258 257L260 256V257L258 258ZM52 257H53V260H51ZM77 257H79L80 260ZM249 257H250V259H249ZM255 257H257V258L254 262L253 261L254 259H252V258H255ZM2 258H5V259L1 260ZM101 258H102V260H101ZM242 258H241L242 262H241V260L239 261V263L241 262V264L244 263L243 262L244 259H242ZM193 259H195L196 261L192 262ZM222 260L225 262H223ZM247 260H248V262H247ZM50 261H52V262L50 263ZM61 261H62V263H61ZM199 262H201V263H199Z\"/></svg>",
  "mask_w": 264,
  "mask_h": 264
},
{
  "label": "bare ground",
  "instance_id": "2",
  "mask_svg": "<svg viewBox=\"0 0 264 264\" xmlns=\"http://www.w3.org/2000/svg\"><path fill=\"white\" fill-rule=\"evenodd\" d=\"M3 1H6V0H3ZM3 1H1L0 3H2ZM8 1H9V0H8ZM11 1H13V0H11ZM14 1H15V2H18V1H16V0H14ZM21 1H22V0H21ZM23 1H24V3H25L26 0H23ZM28 1L33 2L32 0H27V3H29ZM37 1H38V0H37ZM37 1H35V2H37ZM62 1H63V0H62ZM78 1H81V0H78ZM180 1H182V0H180ZM199 1H200V0H199ZM199 1H198V0H197V1H194V3H193L192 0H188L187 2H189V3H186V1H184L185 4H188V5H189V6L186 5V6H188V8H189V9H186V10H187V11H186V10L184 9V8H186V6L184 7V6H181V5H180V4L183 3V2H181L180 4H178V3H179V0H171V2L169 3V5H171V6H170L169 8H171V7L173 6V7H174V12L172 11V8H171V10H170V9H169V10H170L171 12L174 13L173 15L175 16V18H174L173 16H171L172 13H171L170 11H169V12H170L171 15H170L169 13L166 12V10H165L166 7L164 6L166 0H128L127 3H128L129 5H131V7H132V8L130 9V11H133V12H132V15H133V19H134V23H135V25H137L138 28L141 27V29L143 30V32H145V34H144V33H143V34H144V35L147 34V35L144 36V37H146L147 39H149V38H150V35H151V34H149V33L151 32V29L153 28V25H152L153 23H152V22H153L154 20H157V21H158V19H159V20H161V19H164V20H165V18H166V21H167V20H168V21L170 20V21H176V22H179L181 19L183 20L184 17H185L184 19H187L188 16H189L191 19L188 18V19L186 20V22H184L185 20H183V21L181 20L182 23H183V22H184V23H187V24H189V26H191V27L195 26V25H192V24L188 23V20H189V21L191 20L190 22H192L193 20H194V22H196V19H193V20H192V16H194V15L190 16V15H189V14H190L189 12H192L193 10L195 11V8H194V7H196V6H197L196 8H197L198 10L200 9V7L205 8V10H207V9H208L207 7H208V5H209V3H208V5H207V2H208V1H206V0H201L202 2H204V1L206 2L205 6H207V7H203L202 4H199ZM212 1H213V4L216 5V7H215V9H214V10L216 11V13H218V14H222V11H221V10H222V9H225V8H223L222 6H225V5H228V4H229V7H227V9H228L229 13H231V15H234V16H240V17L242 16V18H243V17L246 18V16H244V15H246V12L248 13V11H247L248 9H246V8H247V7H246V4H247V2H249L248 0H212ZM258 1H259V0H258ZM38 2H39V1H38ZM42 2H43V1H42ZM75 2H77V0H75ZM102 2H103V1H102ZM175 2H176V3H175ZM263 2H264V1H263ZM7 3H10V1L7 2ZM7 3H6V5H7ZM11 3H12V2H11ZM24 3L21 2L22 6L24 5ZM43 3H45V2H43ZM82 3H83V2H82ZM82 3H81V4H82ZM86 3H87V2H86ZM191 3L193 4V8H194L193 10H192V7H191V5H190ZM200 3H201V2H200ZM227 3H228V4H227ZM13 4H14V2H13ZM13 4H11V5H13ZM37 4H38V3H37ZM40 4H41V2H40ZM67 4H68V3H67ZM74 4H75V3H74ZM74 4H73V5H74ZM111 4H112V3H111ZM174 4H175L177 7H175ZM185 4L183 3V5H185ZM194 4H195V5H194ZM196 4H198V5H200V6H198V5H196ZM25 5H26V3H25ZM71 5H72V4H71ZM82 5H83V4H82ZM101 5H102V4H101ZM178 5H180V8H181V9L178 8V7H179ZM201 5H202V6H201ZM247 5H248V4H247ZM17 6H18V5H15V4H14L13 9L16 8V9L19 10V8H17ZM19 6H20V5H19ZM29 6H30V5H29ZM29 6H28V7H29ZM36 6H37V5H36ZM38 6H39V4H38ZM38 6H37V8H38ZM41 6H43V5H41ZM41 6H40V7H41ZM103 6H104V5H103ZM112 6H113V5H112ZM260 6H261V5H260ZM71 7H72V6H71ZM81 7H82V6L80 5V8H81ZM114 7H115V6H114ZM183 7H184V8H183ZM198 7H199V8H198ZM0 8H1V4H0ZM7 8H8V7H7ZM26 8H27V7H26ZM37 8H34V10H36ZM72 8H74V7H72ZM72 8H70V10H72ZM82 8H83V7H82ZM82 8H81V9H82ZM111 8H112V7H111ZM129 8H130V7H129ZM177 8H178V9H177ZM182 8H183V11H182V13H181ZM190 8H191V9H190ZM206 8H207V9H206ZM1 9H5V7L1 8ZM1 9H0L1 12H2V11H5V10H1ZM13 9H11V6H10V10H13ZM28 9H29V8H28ZM38 9L40 10L41 8H38ZM67 9H68V8H67ZM197 9H196V11H197ZM252 9H253V8H252ZM8 10H9V8H8ZM8 10H7V12H9V15H14V14H16L15 12H14L13 14H10V11H8ZM14 10H15V9H14ZM18 10H16L17 13H20V12H18ZM20 10H21V9H20ZM30 10H31V6H30L29 11H30ZM68 10H69V9H68ZM76 10H77V9H76ZM82 10H83V9H82ZM90 10H91V9H90ZM146 10H147V11H146ZM164 10H165L166 13H165V12H162V14H163L164 16H165V14H167L166 17H164L163 15H159V14L161 13V11H164ZM178 10H180V11H178ZM184 10H185V11H184ZM203 10H204V9H203ZM203 10H200V11H198L197 13L202 12ZM208 10H209V9H208ZM72 11H73V10H72ZM83 11H84V10H83ZM105 11H106V10H105ZM112 11H113V8H112ZM176 11H178V14H177ZM256 11H257V10H256ZM258 11H259V10H258ZM11 12H12V11H11ZM21 12H22V11H21ZM30 12H31V11H30ZM54 12H55V11H54ZM203 12H204V11H203ZM5 13H6V12H5ZM5 13L2 12V14H5ZM69 13H70V12H69ZM73 13H75V12H73ZM73 13H72V14H73ZM77 13H78V12H77ZM106 13H107V12H106ZM106 13H105V14H106ZM175 13L177 14V16L175 15ZM179 13H181V17H180V14H179ZM185 13H186V15H185ZM187 13H188V14H187ZM259 13H260V11H259ZM21 14L24 15L25 12H24V13H21ZM31 14H33V13H31ZM43 14H44V13H43ZM79 14H80V13H79ZM112 14L114 15V13H112ZM183 14L185 15L184 17H183ZM204 14H205V13H204ZM204 14L202 13V16H201V17H203ZM207 14H208V13H207ZM207 14H206V15H207ZM227 14H228V13H227ZM22 15H21V16H22ZM35 15H36V14H35ZM86 15H88V14H86ZM113 15H112V17H113ZM168 15H170L174 20H171V18H169ZM178 15H179V16H178ZM199 15H200V14H199ZM231 15H230V16H231ZM247 15H249V14H247ZM260 15H262V14H260ZM0 16H1V15H0ZM2 16H3V15H2ZM2 16H1V17H2ZM15 16H16V15H15ZM27 16H28V18H30L29 15H27ZM38 16H39V12H38L37 18H38ZM40 16H41V15H40ZM84 16H85V15H84ZM106 16L108 17V15H106ZM161 16H163V18H162ZM186 16H187V18H186ZM207 16H208V15H207ZM221 16H222V15H221ZM230 16H229V17H230ZM251 16H252V15H251ZM251 16H250V17H251ZM7 17H8V16H7V13H6V18H7ZM16 17H17V16H16ZM82 17H83V16H82ZM82 17H81V18H82ZM179 17H180L181 19H180ZM195 17H197V16H195ZM195 17H193V18H195ZM198 17H199V16H198ZM198 17H197V18H198ZM201 17H199V18L201 19ZM208 17H209V16H208ZM224 17H225V16H224ZM226 17H228V16H226ZM252 17H253V16H252ZM2 18H3V17H2ZM18 18H20V15L18 16ZM23 18H24V17H23ZM35 18H36V17H35ZM79 18H80V15H79ZM85 18H86V17H84V20H85ZM114 18H115V17H114ZM116 18H117V17H116ZM116 18H115V19H116ZM177 18H179V21H178ZM237 18H239V17H237ZM242 18H241V19H242ZM248 18H249V17H248ZM38 19H39V18H38ZM86 19H87V18H86ZM109 19H110V18H109ZM115 19H114V21H116V24H117V20H115ZM176 19H177V20H176ZM203 19H206V17H203ZM209 19H210V18H209ZM209 19H208V20H209ZM225 19H226V18H225ZM231 19H234V18H231ZM241 19H240V20H241ZM76 20H77V19H76ZM81 20H82V19H81ZM197 20H199V19H197ZM201 20H202V19H201ZM248 20H250V19H248ZM58 21H59V20H58ZM64 21H65V19H64ZM77 21H78V20H77ZM85 21H86V23H87V20H85ZM90 21H91V20H90ZM157 21H156V22H157ZM181 21H180V22H181ZM199 21H200V20H199ZM203 21H204V20H203ZM206 21H207V20H205V22H201V23H204V24H205ZM231 21H232V20H231ZM233 21H234V20H233ZM79 22H80V21H79ZM82 22H84V21H82ZM110 22H112V21H110ZM118 22H119V21H118ZM176 22H175V25H176ZM244 22L246 23V21H243V23H244ZM74 23H75V21H74ZM86 23H85V24H86ZM102 23H103V22H102ZM154 23H155V22H154ZM172 23H173V22H172ZM196 23H197V22H196ZM196 23H195V24H196ZM240 23H241V22H240ZM252 23H253V22H251V26H250V27H252ZM24 24H25V23H24ZM75 24H76V23H75ZM75 24H74V25H75ZM80 24H81V23H80ZM80 24L77 23V25H80ZM113 24H115V23L113 22ZM155 24H157V23H155ZM197 24H198V23H197ZM204 24H200V23H199L198 25H199V27H201V25H204ZM212 24H213V23H212ZM249 24H250V23H249ZM60 25H61V24H59L57 27H59ZM77 25H76V26H77ZM82 25H83V24H82ZM151 25H152V26H151ZM158 25H159V24H158ZM168 25H169L168 28H170L173 24H171V26H170V24H168ZM178 25H179V24H178ZM178 25H176L177 27H175V28H179ZM180 25H181V24H180ZM198 25H196L197 29L199 28ZM206 25H207V23H206ZM209 25H210V24H209ZM36 26H37V25H36ZM114 26H115V25H114ZM114 26H113V27H114ZM212 26H213V25H212ZM78 27H79V26H77L76 28H78ZM81 27H82V26H81ZM120 27H121V25H120ZM154 27H155V26H154ZM166 27H167V26H166ZM186 27H188V26H186ZM191 27H190V28H191ZM196 27H193V28H191V29L193 30V29L195 28L194 31H198V30L196 29ZM208 27H209V26H208ZM210 27H211V25H210ZM34 28H35V26H34ZM61 28H62V27H61ZM121 28H122V27H121ZM164 28H165V27H164ZM180 28H181V27H180ZM211 28H212V27H211ZM252 28H253V27H252ZM254 28H255V27H254ZM254 28H253V29H254ZM59 29H60V27H59ZM73 29H74V28H73ZM78 29H79V28H78ZM112 29H113V28H112ZM122 29H123V28H122ZM170 29H172V31L174 32V29H173V28H170ZM199 29H200V28H199ZM212 29H214V28H212ZM255 29H256V28H255ZM35 30H37V28H36ZM71 30H72V29H71ZM114 30H115V28H114ZM123 30H124V29H123ZM123 30H121V31H123ZM160 30H161V29H160ZM175 30H176V32H178V31H183L184 29H183V30H182V29H180V30L175 29ZM188 30H189V29H188ZM192 30H191V31H192ZM207 30H208V29H207ZM248 30H249V29H248ZM256 30H257V29H256ZM260 30H261V29H260ZM260 30H259V31H260ZM78 31H80V29H79ZM83 31H84V30H83ZM88 31H89V30H88ZM112 31H113V30H112ZM118 31H119V29H118ZM133 31H134V30H133ZM163 31H165V30H163ZM169 31L171 32V30H169ZM184 31H185V30H184ZM208 31H209V30H208ZM211 31H212V30H211ZM211 31H210V32H211ZM257 31H258V30H257ZM34 32H35V31H34ZM57 32H58V29H57ZM81 32H82V31H81ZM84 32H85V31H84ZM84 32H83V33H84ZM86 32H87V31H86ZM86 32H85V33H86ZM116 32H117V31H116ZM134 32H135V31H134ZM160 32H162V31H160ZM166 32H167V33H166ZM166 32H164V33H166L167 35H168V34L170 35V36L168 35V36L170 37L169 40L171 39L170 42H173V41H172V38H173V36H175V34H174V35H173V34L171 35L170 33H168V30H167ZM189 32H190V31H189ZM212 32H213V31H212ZM215 32H216V31H215ZM233 32H234V31H233ZM243 32H244V31H243ZM248 32H249V31H248ZM261 32L264 33L263 30H261ZM261 32H260V33H261ZM99 33H100V32H99ZM112 33H115V32H112ZM164 33H163V35H164ZM178 33H179V32H178ZM199 33H200V32H199ZM227 33H229V32H227ZM234 33H235V32H234ZM253 33H254V32H253ZM61 34H62V33H61ZM69 34H70V33H69ZM143 34H142V35H143ZM191 34H192V32H191ZM195 34H196V33H195ZM213 34H214V33H213ZM231 34H232V33H231ZM242 34H243V33H242ZM39 35H41V34H39ZM58 35H59V37L61 36L60 34H58ZM117 35H118V33H117ZM117 35H115V37H117ZM142 35L140 34V36H142ZM180 35H181V34L179 33V39H180V38L182 39V36H180ZM200 35H201V34H200ZM200 35H199V36H200ZM210 35H212V33H210ZM222 35H224V34H222ZM229 35H230V34H229ZM232 35L234 36V34H232ZM237 35H238V34H237ZM240 35H241V33H240ZM5 36H6V35H5ZM5 36H3V37H5ZM33 36H34V35H33ZM69 36H70V35H69ZM87 36H88V35H87ZM122 36H123V35H121V37H122ZM125 36H126V35H125ZM148 36H149V38H148ZM164 36H166V35H164ZM164 36H163V38H161V41H164V40H163V39H165ZM186 36H187V34H186ZM196 36H198V35L196 34ZM217 36L219 37L220 35H217ZM217 36H216V37H217ZM256 36H257V35H256ZM261 36H262V35H261ZM88 37H89V36H88ZM121 37H120V38H121ZM144 37H143V40H146V38L144 39ZM171 37H172V38H171ZM175 37H176V36H175ZM201 37H202V36H201ZM214 37H215V35H214ZM227 37L229 38L230 36L227 35ZM234 37H235V36H234ZM241 37H242V36H241ZM244 37H246V36L244 35ZM248 37H249V36H248ZM248 37H246L247 39H246V38H240L239 35H238V38L241 39V41H242L243 39L248 40V39H249ZM252 37H253V36H252ZM262 37H263V36H262ZM34 38H35V36H34ZM34 38H33V39H34ZM117 38H118V37H117ZM185 38H186V37H185ZM187 38H188V36H187ZM223 38H224V37H223ZM225 38H226V36H225ZM225 38H224V39H225ZM230 38H232V37H230ZM254 38H255V36H254ZM35 39H36V38H35ZM69 39H70V38H69ZM88 39H89V38H88ZM140 39H142V38H140ZM150 39H151V38H150ZM154 39H155V38H154ZM179 39H178V41H179ZM190 39H191V37H190ZM199 39H200V38H199ZM224 39H223V40H224ZM239 39H238V40H239ZM263 39H264V38H263ZM58 40H59V38H58ZM89 40H90V39H89ZM158 40L160 41V39H158ZM185 40H186V39H185ZM188 40H189V39H188ZM195 40H196V39H195ZM203 40H204V39H203ZM208 40H209V39H208ZM211 40H212V39H211ZM223 40H222V41H223ZM235 40H236V39H235ZM33 41H34V40H32V42H33ZM67 41H68V39H67ZM101 41H103V40L101 39ZM120 41H121V40H120ZM125 41H126V39H125ZM147 41H150V40H146V41H145V42L147 43V46L149 47V44H148ZM176 41H177V37H176ZM180 41H181V40H180ZM180 41H179V42H180ZM199 41H200V40H199ZM206 41H207V39L204 40V42H206ZM219 41H220V40H219ZM222 41H221V42H222ZM228 41H229V39L227 40L226 43H228ZM236 41H237V40H236ZM244 41H245V40H244ZM249 41H250V40H249ZM260 41H261V40H259V42H260ZM26 42H27V41H26ZM114 42H115V41H114ZM123 42H124V41H123ZM126 42H127V41H126ZM151 42H152V41H151ZM151 42H150V43H151ZM153 42H154V41H153ZM157 42H158V41H157ZM165 42H168V43H169V41H168V37H167V41H164V43H165ZM179 42H178V43H179ZM186 42H187V41H186ZM188 42H189V41H188ZM196 42H197V41H196ZM202 42H203V41H202ZM217 42H218V41L216 40V43H217ZM224 42H225V40H224ZM224 42H223V43H224ZM242 42H243V41H242ZM245 42H246V41H245ZM245 42H244V43H245ZM259 42H258V43H259ZM29 43H30V42H29ZM57 43H58V41H57ZM120 43H121V42H120ZM128 43H129V42H128ZM128 43H127V44H128ZM130 43H131V42H130ZM146 43L144 44V42H142V44H144V45H146ZM159 43H163V42H159ZM168 43H167V46L164 47V49H162L161 47H163V46H160L159 44H158L159 46L157 45L156 49H157V50L160 49V51H161L162 53H163L164 50H166V51H165L166 54H167V52H168L169 54L171 53L172 55H176V54H173V51H172L171 49H170L171 52L167 51V49H168V45H169L170 48L172 47V45L170 46V44H168ZM178 43H177L175 46H177ZM197 43H198V42H197ZM212 43H213V42H212ZM212 43L209 44L208 41H207V42H206V45H208L207 47H211V46H212V45H211ZM214 43H215V42H214ZM236 43H238V45H239V44H240V41H239V42H236ZM236 43L233 44V45H235V47H237V46H236ZM247 43H249V42H246V44H247ZM258 43H257V44H258ZM65 44H66V43H65ZM65 44H64V45H65ZM67 44H68V43H67ZM127 44H126V45H127ZM151 44H152V43H151ZM155 44H156V43H154V45H155ZM179 44H183V43L180 42ZM190 44H191V43H190ZM200 44H202V43H200ZM200 44H199V45H200ZM219 44H222V43L219 42ZM229 44H230V43H229ZM229 44H226V45L228 46ZM249 44H250V43H249ZM249 44H248V45H249ZM261 44L264 45L263 42H261ZM40 45H41V44H40ZM124 45H125V44H124ZM128 45H130V44H128ZM128 45H127V46H128ZM185 45H187V43H185ZM188 45H189V44H188ZM202 45H203V44H202ZM206 45H205V46H206ZM209 45H211V46H209ZM216 45H217V44H216ZM223 45H224V44H223ZM251 45H253V44H251ZM38 46H39V45H38ZM116 46H117V45H116ZM127 46H125V48H126ZM150 46H151V45H150ZM175 46H174V47H175ZM183 46H184V45H183ZM205 46H204V47H205ZM240 46H241V45H240ZM240 46H239V48H240ZM244 46L246 47V45H243V47H244ZM259 46H260V44H259ZM35 47H36V46H35ZM174 47H172V48H174ZM184 47H186V46H184ZM189 47H190V46H189ZM200 47H202V46H200ZM204 47H203V48H204ZM215 47H216V46H215ZM219 47H220V45H219ZM222 47H223V46H222ZM222 47L218 48V46H217L218 49H221ZM224 47H225V46H224ZM228 47H230V48H227V49H226V47H225V48H223V49H226V51H227V50L229 51V52L227 51V56H229V55L232 56L233 53H231V52H232V51L234 52V51L236 50V48H233V49H232V46H231V45L228 46ZM245 47L242 48V49H245ZM254 47H255V46H254ZM33 48H34V45H33ZM40 48H41V47H40ZM63 48H64V47H63ZM129 48H130V47H129ZM146 48H147V47H146ZM150 48H151V47H150ZM179 48H180V47H179ZM211 48H213V47H211ZM237 48H238V47H237ZM252 48H253V47H251V49H252ZM26 49H27V48H26ZM105 49H106V48H105ZM130 49H131V48H130ZM156 49H155V50H156ZM181 49H182V48H181ZM184 49H185V48H184ZM190 49H191V48H189V50H190ZM204 49H207V48L205 47ZM209 49H210V48H209ZM215 49H216V48H215ZM242 49H240V51H241ZM246 49H247V48H246ZM251 49L248 48V50H250L251 52H252V50H253V52L256 51L255 48H253L252 50H251ZM254 49H255V50H254ZM260 49H261V48H260ZM128 50H129V49H128ZM162 50H163V51H162ZM168 50H169V49H168ZM177 50H178V48H177ZM189 50H188V51H189ZM207 50H208V49H207ZM210 50H212V49H210ZM262 50H263V49H262ZM15 51H16V50H15ZM56 51H60V49H56ZM69 51H70V50H69ZM129 51H130V50H129ZM196 51H197V50H196ZM198 51H200V50H198ZM203 51H204V50H203ZM203 51H201V53H202ZM217 51H218V50H217ZM230 51H231V52H230ZM240 51H239V50H238V51L236 50L235 53H236V54H237V52L240 53ZM242 51H243V50H242ZM244 51H245V50H244ZM123 52H124V50H123ZM151 52L153 53V51H151ZM161 52H154V54L157 53V54L160 56V53H161ZM178 52L181 53L180 51H178ZM205 52H206V51H204V53H205ZM211 52H212V51H211ZM211 52H210V54H211ZM218 52H219V51H218ZM218 52H217V53H218ZM220 52H221V54H222V52H225V50H224V51H220ZM245 52H246V51H245ZM253 52L250 54L251 59H250L249 56H247V61H248L249 59H250V60H249L248 62H246V64L244 63L245 61L243 62L242 60H240V59L242 58V57H240V56H242L243 53H241V55H238V54H237L238 56H236V57H240V59H238V60H240V62H241L242 64L244 63L245 65H247V64L249 65V63L251 64L250 61L252 60V57H253L252 54H253ZM5 53H6V52H5ZM5 53H3V55H5ZM13 53H15V52H13ZM29 53H30V51H29ZM48 53H49V52H48ZM91 53H92V52H91ZM97 53H98V52H97ZM133 53H134V52H133ZM133 53H131V54H133ZM162 53H161V56H163V54H165V53H163V54H162ZM179 53H177V56L179 55ZM194 53H197V52H194ZM198 53H199V52H198ZM228 53H229V55H228ZM247 53H248V52H247ZM249 53H250V52H249ZM254 53H256V52H254ZM263 53H264V52H262L261 54H263ZM30 54H31V53H30ZM57 54H58V52H57ZM89 54H90V53H89ZM100 54H101V53H100ZM125 54H126V53H125ZM129 54H130V52H129ZM245 54H246V53H245ZM3 55H2V56H3ZM93 55H94V54H93ZM101 55H102V54H101ZM111 55H112V54H111ZM167 55H168V54H167ZM206 55H208V57H209V51L207 52ZM206 55H205V56H206ZM213 55H214V56H213ZM218 55L220 56V54H218ZM223 55H224V54H223ZM243 55H244V54H243ZM246 55H248V54H246ZM263 55H264V54H263ZM12 56H13V55H12ZM31 56H32V55H31ZM180 56H181V54H180ZM194 56H195V54H194ZM199 56H200V55H199ZM210 56H213V57H209V58H211L210 61L212 62V63H211V62H209V63L212 64L213 69H214V68L216 69V67H218V66L221 65V64L219 63L220 60L217 61L216 59H214V57H219V56H216L215 53H212V55H210ZM225 56H226V55H225ZM225 56H223L224 58H223L222 56H220L222 62H226V58H225ZM233 56H235V55L233 54ZM3 57H5V56H3ZM41 57H42V56H41ZM91 57H93V56L91 55ZM98 57H99V56H98ZM128 57H129V55H128ZM197 57H198V56L196 55V58H197ZM208 57H207V58H208ZM248 57H249V59H248ZM256 57H257V55H256ZM262 57H263V56H262ZM11 58H12V57H11ZM78 58H79V57H78ZM95 58H96V57H94V59H95ZM123 58H124V57H123ZM125 58H126V55H125ZM155 58H156V57H155ZM155 58H154V59H155ZM169 58L171 59V56H169ZM169 58H167L166 60H168ZM178 58H179V57H178ZM196 58H194V59H196ZM202 58L204 59V56H203ZM209 58H208V59H209ZM230 58H231V57H230ZM234 58H235V57H234ZM243 58L246 59V56H243ZM243 58H242V59H243ZM160 59H161V58H160ZM170 59H169V61H170ZM172 59H174V57H173ZM182 59H183V58H182ZM186 59H187V58H186ZM212 59H213V60H212ZM224 59H225V61H223ZM256 59H257V58H256ZM256 59H254V60H256ZM261 59H262V58H261ZM1 60H5V59H1ZM92 60H93V58H92ZM122 60H123V59H122ZM127 60H129V59H127ZM150 60H152V58H150ZM174 60H175V59H174ZM190 60H191V59H190ZM196 60L198 61V58H197ZM196 60H195V61H196ZM214 60H215V61H214ZM235 60H236V59H235ZM235 60H234V61H235ZM238 60H237V61H238ZM254 60H253V61H254ZM259 60H260V59H259ZM263 60H264V59H263ZM37 61H38V60H37ZM40 61H42V59H41ZM46 61H47V60H46ZM52 61H53V60H52ZM103 61H104V60H103ZM124 61H125V60H124ZM162 61H163V59H162ZM164 61H165V60H164ZM169 61H168V62H169ZM179 61H180V60H179ZM179 61H176V62H178V64L176 63L177 65H179V63H181V61H180V62H179ZM185 61H186V60H185ZM197 61H196V62H197ZM200 61H201V60H200ZM207 61H209V60H207ZM213 61H214V62H213ZM216 61H217V63H216ZM227 61L231 63L232 60H231V61L227 60ZM237 61H235V62L237 63ZM34 62H35V60H34ZM97 62H98V61H97ZM105 62H106V60H105ZM125 62H126V61H125ZM158 62H160V61H158ZM165 62H167V61H165ZM182 62H183V61H182ZM203 62H204V60H203ZM235 62H234V63H235ZM3 63H5V61L1 62V64H3ZM54 63H55V62H54ZM93 63L95 64L94 61H93ZM127 63H131V62L127 61ZM132 63H133V62H132ZM149 63H151V62H149ZM187 63H189V61H188ZM187 63H186V65H188ZM206 63H207V62H206ZM213 63H216L217 65H216V66H213ZM218 63H219V65H218ZM232 63H233V62H232ZM241 63L238 62L237 65H238V64L240 65ZM257 63H258V62H257ZM262 63H263V62H262ZM8 64H9V63H8ZM8 64H7V65H8ZM33 64L35 65V63H33ZM47 64H48V63H47ZM134 64H135V63H134ZM173 64H174V63H173ZM198 64H199V63H198ZM207 64H208V63H207ZM211 64H210V65H211ZM258 64H259V63H258ZM37 65H38V64H37ZM37 65H36V66H37ZM71 65H72V64H71ZM77 65H78V64H77ZM96 65H97V63H96ZM126 65H129V64H126ZM147 65H148V64H147ZM184 65H185V63H183V68L185 67V68H184V70H185V69H187V68H186V65H185V66H184ZM200 65H201V62H200ZM200 65H198V66H200ZM226 65H227V63H226ZM226 65H225V67H228V65H227V66H226ZM237 65H235V66H237ZM239 65H238V66H239ZM261 65H262V64H261ZM2 66H3V65H1V67H2ZM130 66L132 67V65H130ZM130 66H129V67H130ZM174 66H175V65H174ZM192 66H194V64L191 62V67H192ZM202 66H203V65H202ZM202 66H201V67H202ZM204 66H206V65H204ZM229 66H230V64H229ZM231 66H233V65L231 64ZM235 66H234V69L239 68L238 66H237V68H236ZM240 66H241L240 70H241V69H244V68L247 69V68L249 67V66H248V67L245 66L244 68H242V66H244V65H240ZM251 66H252V65H251ZM251 66H250V67H251ZM3 67H5V66H3ZM22 67H25V65H24V66L22 65ZM32 67H34V66H32ZM39 67H40V65H39ZM86 67H87V66H86ZM95 67H96V66H95ZM131 67H130V68H131ZM181 67H182V65H181ZM212 67H211V69H212ZM220 67L224 68L223 65H221ZM250 67H249V69H250ZM253 67H254V66H253ZM6 68L8 69V66H7ZM10 68H13V67H10ZM15 68H16V72H19V69H17V67H15ZM19 68H20V67H19ZM34 68H35L34 70L36 71V67H34ZM48 68H50V67L48 66ZM48 68H47V70H49ZM61 68H62V67H61ZM97 68H98V67H97ZM97 68H96V69H97ZM133 68H134V67H133ZM133 68H131V70H132ZM173 68H175V67H173ZM178 68H180V67H178ZM192 68H194V67H192ZM195 68H198V69H199L200 67H196V66H195ZM1 69H3V68H1ZM30 69H31V67H30ZM39 69H41V67H40ZM54 69H55V68H54ZM54 69H53V70H54ZM57 69H59V67H57ZM188 69H189V68H188ZM205 69L207 70V68H205ZM205 69H204V70H205ZM209 69H210V68H209ZM211 69H210V71H211ZM215 69H214V70H215ZM219 69H220V68H219ZM219 69H218V70H219ZM230 69H231V68H230ZM234 69H233V72L230 71L231 74H232V73H235L236 70L234 71ZM251 69H252V68H251ZM17 70H18V71H17ZM31 70H32V69H31ZM31 70H29V71L31 72ZM34 70H32V71H34ZM44 70H46V69L44 68ZM74 70H75V69H74ZM127 70H128V69H127ZM129 70H130V69H129ZM131 70H130V71H131ZM151 70H152V69H151ZM194 70H195V69H194ZM194 70H193V71H194ZM196 70H197V69H196ZM201 70H202V72H203V69H201ZM214 70H212V71L214 72ZM216 70H217V69H216ZM216 70H215V71H216ZM223 70H224V69H223ZM244 70H245V69H244ZM253 70H254V69H253ZM20 71H21V70H20ZM37 71H38V70H37ZM37 71H36V72H37ZM40 71H41V70H40ZM58 71H59V70H58ZM78 71H79V70H78ZM98 71H99V70H98ZM130 71H128L129 74H132V72H130ZM153 71H154V70H153ZM185 71H186V70H185ZM191 71H192V69H191ZM191 71H190V72H191ZM198 71H200V70H198ZM210 71H209V72H210ZM212 71L210 72V75H211V73H213ZM228 71H229V67H228ZM246 71H247L248 73L250 72L248 69H247ZM246 71H245V76H244V77H248V76H247L248 73H247ZM251 71H252V70H251ZM263 71H264V70H263ZM71 72H72V70L70 71V73H71ZM172 72H173V71H172ZM195 72H196V71H195ZM200 72H201V71H200ZM200 72H198L199 75H201ZM209 72L207 71V73H206V72L204 71V73H206V75H207V76L205 75V77H208V76H209V75H208ZM217 72H218V71H217ZM241 72H242V71H241ZM7 73H8V72H7ZM9 73H10V71H9ZM14 73H15V72H14ZM31 73H32V72H31ZM42 73H43V72H42ZM44 73H45V72H44ZM49 73H50V72H49ZM54 73H55V72H54ZM77 73H78V72H77ZM159 73H160V72H159ZM204 73H202V74H204ZM218 73H219V72H218ZM225 73H226V72H225ZM243 73H244V71H243L241 74H240L239 72H238V74H237V72H236L237 76H239V77H237V78H239L237 81H240V79L242 78L241 75H242ZM253 73H254V72H253ZM19 74H20V73H19ZM19 74H18V75H19ZM45 74H46V73H45ZM215 74H216V72H215ZM219 74H220L219 77H222L221 73H219ZM231 74H230V75H231ZM18 75H17V76H18ZM22 75H23V74H22ZM29 75H30V76H29L28 80H31L32 76H33V77H34V75L38 76V73H37V74H33V75H32V74H29ZM42 75H43V74H42ZM65 75H66V74L64 73V76H65ZM71 75H72V74H71ZM71 75H70V76H71ZM73 75H74V74H73ZM101 75H102V73H101ZM134 75H135V74H134ZM160 75H162V74H160ZM15 76H16V74H15ZM67 76H68V75H67ZM70 76H69V77H70ZM135 76H136V75H135ZM157 76H158V75H157ZM213 76H215V75L212 74L211 76H209V78L211 77V79L214 80ZM216 76L218 77V74H217ZM227 76H228V75H227ZM233 76H234V75H233ZM233 76L231 75L232 79H233ZM240 76H241V78H240ZM250 76H251V75H250ZM7 77H8V76H7ZM7 77H5V79H8ZM13 77H14V76H13ZM18 77H19V76H18ZM39 77H40V75H39ZM50 77H51V76H50ZM98 77H99V76H98ZM101 77H102V76H101ZM186 77H187V76H186ZM20 78H21V77H20ZM23 78H24V77H23ZM52 78H53V77H52ZM52 78H50V79H52ZM88 78H89V77H88ZM130 78H131V77H130ZM130 78H129V79H130ZM134 78H136V77H134ZM141 78H142V77H141ZM170 78H171V77H170ZM193 78H194V77H193ZM201 78H202V75H201ZM201 78H200V79H201ZM252 78H253V77H252ZM252 78H251V79H252ZM15 79H17V77H16ZM15 79H14V80H15ZM24 79H25V78H24ZM39 79H41V78H37V82L39 81ZM53 79H54V78H53ZM57 79H58V78H57ZM59 79H60V78H59ZM100 79H102V78H100ZM131 79H132V78H131ZM163 79H164V78H163ZM168 79H169V78H168ZM172 79H174V78H172ZM172 79H171V80L169 79V80H170V83H172V84H176V83H173L174 80H172ZM177 79H178V78H177ZM204 79H206V78H204ZM207 79H208V78H207ZM207 79H206V81H210V83H211V79H209V80H207ZM215 79H216V77H215ZM218 79H219V78H218ZM224 79H225V78H224ZM247 79H248V78H246V80H247ZM249 79H250V78H249ZM28 80H27V81H28ZM34 80H35V78H33V80H31V81L33 82ZM55 80H56V79H55ZM63 80H64V79H63ZM86 80H87V79H86ZM139 80H140V79H139ZM221 80H222V79H221ZM229 80H230V77H229V79H227L226 81L229 82ZM242 80H243V79H242ZM8 81H9V80H8ZM15 81H16V80H15ZM15 81H14V82H15ZM17 81H18V80H17ZM25 81H26V80H25ZM31 81H30L29 83H31ZM84 81H85V80H84ZM131 81H132V80H131ZM136 81H137V80H136ZM171 81H173V82H171ZM175 81H176V79H175ZM178 81H179V80H178ZM180 81H182V80H180ZM180 81H179V82H180ZM214 81H216V80H214ZM214 81H213V82H214ZM230 81H232V80H230ZM237 81L235 80V84L232 83V84L235 85V86L231 85V83H230V85H231L233 88H234V87L236 88V84H238ZM9 82H10V81H9ZM40 82H41V81H40ZM44 82H45V81H44ZM133 82H134V81H133ZM167 82H169V81H167ZM200 82H201V81H200ZM217 82H219V81H217ZM240 82H241V81H240ZM240 82H239V83H240ZM25 83H26V82H25ZM35 83H36V82H35ZM38 83H39V82H38ZM45 83H47V81H46ZM45 83H44V84H45ZM66 83H67V82H66ZM81 83H82V82H81ZM112 83H113V82H112ZM162 83H163V82H162ZM181 83H182V82H181ZM183 83H184V82H183ZM202 83H204V82H202ZM207 83H208V82H206V84H207ZM210 83H208V84L210 85ZM27 84H28V83H27ZM100 84H102V83H100ZM131 84H132V82H131ZM131 84H129V85L132 86ZM135 84L137 85V83L134 82L133 85L135 86ZM139 84H141V83H139ZM165 84H166V82H165ZM204 84H205V83H204ZM213 84H214V83H212L211 85H213ZM222 84H224V83H222ZM226 84H227V82L225 83V85H226ZM3 85H5V88H4V89H5V93H3V96H2V97H3L4 99L2 100V102L4 101L5 103H3L4 105H3V104H1V105L3 106V113H2V114L5 115V117H6V123H5L6 126H7V127L9 126V127H11V129L16 130V131H19L18 128L22 127L24 124L27 125V126H30V129H31V127H34V126L37 128V127H38L37 125H39V122H38L37 125H35V124L32 125V124H31V125H32V126H31V125H29V124H26L27 121H25V119L27 118V116L25 117V113L30 111V110L28 111V108L30 107V106L28 107V105H29L28 103H32V102H31V101H32V100H31V96H32V95L30 96V93H29V92H30L31 90L33 91L34 89H36V88H35L36 85H32V84H31V85L34 87V89H33V87L31 86L32 89H31L30 91H29V88H27V87L25 86V87H26V92H27V90L29 91V92H27V93H28V97H27V95H26L27 93H25V94L23 93L22 95H25V96H23V97H20L19 95H16L17 93L15 94L16 90L14 91L13 88H14V87H17V86H15L16 84H14V87L11 86V85L9 86V85H7V84H3ZM12 85H13V84H12ZM39 85L44 86L42 83L39 84ZM46 85H47V84H46ZM46 85H45V86H46ZM55 85H56V84H55ZM169 85H170V84H169ZM169 85H167V86H169ZM183 85H184V84H183ZM186 85H187V84H186ZM186 85H185V88H187ZM190 85L192 86V84H190ZM52 86H53V85H52ZM126 86H127V85H126ZM175 86H176V85H175ZM227 86H228V84H227ZM231 86H229V87H231ZM238 86H239V85H238ZM242 86H244V83H243ZM255 86H256V85H255ZM36 87H37V86H36ZM40 87H41V86H40ZM40 87H39V88H40ZM80 87H81V86H80ZM100 87H101V86H100ZM152 87H154V86H152ZM165 87H166V86H165ZM176 87H177V86H176ZM208 87H209V86H208ZM221 87H223V86H221ZM221 87H220V88H221ZM225 87H226V86H225ZM232 87H231V88H232ZM245 87H246V85H245ZM248 87H249V86H248ZM41 88L44 90L43 87H41ZM41 88H40V90H42ZM45 88H46V87H45ZM47 88H48V87H47ZM47 88H46V89H47ZM51 88H52V87H51ZM55 88H56V87H55ZM66 88H67V87H66ZM82 88H83V86H82ZM124 88H126V87H124ZM135 88H136V87H135ZM140 88H141V87H140ZM160 88H161V87H160ZM173 88H175V87H173ZM183 88H184V86H183ZM185 88H184V89H185ZM192 88H193V90H194V86H192ZM205 88H206V87H205ZM235 88L232 89V90H235ZM241 88H242V87H241ZM0 89H1V88H0ZM14 89H15V88H14ZM16 89H17V88H16ZM48 89H50V88H48ZM80 89H81V88H80ZM164 89H165V88L162 89V90H163L162 92L159 91L160 94H159L158 92H156V93H158V95H160L161 97H163V96L161 95V93L163 94L164 91H167L166 89H165V90H164ZM168 89H170V87H169ZM176 89H180V88L178 87V88H176ZM214 89H215V88H213V90H214ZM225 89H226V88H225ZM236 89H237V88H236ZM38 90H39V89H38ZM50 90H51V89H50ZM66 90H67V89H66ZM69 90H70V88H69ZM72 90H73V88H72ZM90 90H91V89H90ZM134 90H135V89H134ZM137 90H138V88H137ZM159 90H160V89H159ZM171 90H172V89H171ZM180 90H181V89H180ZM185 90H186V89H185ZM185 90H184V91H185ZM191 90H192V89L189 90L190 93L192 92ZM221 90H223V89H221ZM227 90H228V89H227ZM227 90H226V91H227ZM245 90H246V88H245ZM248 90H249V89H248ZM250 90H251V89H250ZM57 91H58V90H57ZM98 91H99V90H98ZM124 91H125V89H124ZM130 91H131V90H130ZM135 91H136V90H135ZM135 91H134V94H135ZM172 91H174V89H173ZM172 91L170 92V95H171V93L173 94ZM187 91H188V90H187ZM236 91H237V90H236ZM239 91H240V88H239V90H238V93H239ZM241 91H242V90H241ZM0 92H1V91H0ZM23 92H24V90H23ZM33 92H34V91H33ZM33 92H32V93H33ZM43 92H45V90H44ZM48 92H49V91H48ZM55 92H56V91L54 90L53 93H55ZM137 92H138V91H137ZM139 92H140V91H139ZM154 92H155V91H154ZM177 92H178V91H177ZM195 92H196V91H195ZM195 92H194V93H195ZM215 92H216V91H215ZM228 92H229V91H228ZM228 92H227V94L229 95L230 92H229V93H228ZM243 92H244V91H243ZM243 92H242V93H243ZM249 92H250V91H249ZM1 93H2V92H1ZM35 93H36V92H35ZM40 93H42V91H40ZM46 93H47V92H46ZM46 93H45V94H46ZM50 93H51V92H50ZM141 93H142V92H141ZM166 93H167V92H166ZM166 93H165V94H166ZM190 93H189V94H190ZM205 93H206V92H205ZM8 94H11V96H9ZM36 94H37V93H36ZM48 94H49V93H48ZM57 94H58V93H57ZM98 94H99V92H98ZM131 94H133V92H132ZM139 94H140V93H139ZM198 94H199V93H198ZM198 94H197V95H198ZM1 95H2V94H1ZM22 95H21V96H22ZM40 95H41V94H40ZM52 95H53V94H52ZM101 95H102V94H101ZM140 95H141V94H140ZM166 95L168 96V95H169V92H168V94H166ZM166 95H165V96H166ZM194 95H195V94H194ZM220 95H221V93H220ZM228 95H226V97H227ZM241 95H242V94H241ZM37 96H38V94H37ZM50 96H51V95H49V97H50ZM54 96H55V95H54ZM78 96H79V95H78ZM135 96H137V95H135ZM165 96H164V97H165ZM209 96H210V95H209ZM229 96H230V95H229ZM41 97H42V96H41ZM41 97L39 98V96H38L39 99H41ZM158 97H159V96H157V98H158ZM161 97H160V98H161ZM168 97H170V99L172 98L171 96H168ZM192 97H193V96H192ZM197 97H198V96H197ZM200 97H201V96H200ZM222 97H223V95H222ZM33 98H34V97H33ZM35 98H36V97H35ZM38 98H37V99H38ZM57 98H58V97H57ZM71 98H72V97H71ZM138 98H139V97H137L136 99H138ZM149 98H150V97H149ZM151 98H152V97H151ZM155 98H156V97H155ZM227 98H228V97H227ZM242 98H243V97H242ZM8 99H9V100H8ZM37 99H36V102L39 104L40 101H39V99H38V101H39V102H38ZM51 99H52V98H51ZM59 99H60V98H59ZM67 99H68V98H67ZM130 99H131V97H130ZM136 99H135V100H136ZM141 99H142V98H141ZM141 99H139L140 102H141ZM161 99H162V98H161ZM173 99H176V98H173ZM187 99H188V97H187ZM214 99H215V98H214ZM34 100H35V99H34ZM41 100H42V103H43V99H41ZM46 100H47V97H46ZM46 100H44V101H46ZM49 100H50V98H49ZM53 100H54V99H53ZM53 100H52V101H53ZM55 100H56V99H55ZM55 100H54V101H55ZM176 100H177V99H176ZM176 100H173V101H175V103H176ZM196 100H197V99H196ZM198 100H199V98H198ZM198 100H197L196 102H198ZM222 100H223V99H222ZM245 100H246V99H245ZM245 100H244V101H245ZM50 101H51V100H50ZM57 101H59V100H57ZM57 101H56V102H57ZM66 101H67V100H66ZM93 101H94V100H93ZM105 101H106V98H105ZM118 101H119V100H118ZM151 101H153V100H151ZM154 101H155V100H154ZM169 101H170V100L167 99V102H166V103H169V104H170L171 102H169ZM188 101H189V100H188ZM209 101H210V99H209ZM227 101H228V100H227ZM231 101H234V100H231ZM236 101H237V100H236ZM56 102H54V103H56ZM60 102H61V100H60ZM62 102H63V101H62ZM69 102H70V101H69ZM89 102H90V101H89ZM100 102H101V101H100ZM100 102H99V105H100ZM135 102H136V101H135ZM135 102H134V103H135ZM140 102H139V103H140ZM143 102H144V101H143ZM162 102H163V101H162ZM183 102H184V101H183ZM229 102H230V101H229ZM238 102H240L239 99H238ZM238 102H237V103H238ZM252 102H253V101H252ZM252 102H250V103H252ZM0 103H1V102H0ZM44 103H45V102H44ZM44 103H43V104H44ZM67 103H68V102H67ZM67 103H66V104H67ZM74 103H75V102H74ZM84 103H85V102H84ZM101 103H102V102H101ZM141 103H142V102H141ZM175 103H174V104H175ZM177 103H178V102H177ZM184 103H185V102H184ZM184 103H182V104H184ZM192 103H193V102H192ZM192 103H191V104H192ZM205 103L207 104V101H206ZM230 103H231V102H230ZM38 104H37V106H39ZM43 104H42V105H43ZM47 104H48V102H47ZM85 104H86V103H85ZM88 104H89V103H88ZM91 104H92V102H91ZM137 104H138V103H137ZM142 104H144V103H142ZM164 104H165V103H164ZM169 104H168V106H169ZM198 104L200 105L199 102H198ZM1 105H0V110L2 109ZM31 105H33V104H31ZM35 105H36V104H35ZM42 105H41V106H42ZM53 105H54V104H53ZM83 105H84V104H83ZM159 105H160V104H159ZM185 105H187V104H185ZM201 105H202V104H201ZM232 105H233V104H232ZM45 106H46V104H45ZM54 106H55V105H54ZM67 106H68V105H67ZM87 106H88V105H87ZM131 106H132V105H131ZM135 106H136V104H135ZM138 106H139V107H142V106H140V105H138ZM144 106H145V105H144ZM165 106H166V104H165ZM175 106H176V105H175ZM34 107H35V106H34ZM49 107H50V106H49ZM49 107H48V108H49ZM72 107H73V105H72ZM99 107H100V106H99ZM99 107H98V108H99ZM160 107H161V106H160ZM201 107H202V106H201ZM203 107H204V106H203ZM32 108H33V107H32ZM35 108H36V107H35ZM37 108H38V107H37ZM37 108H36V109H37ZM40 108H43V109H44L43 106L40 107ZM40 108H39V109H40ZM48 108H47V109H48ZM50 108H51V107H50ZM52 108H53V107H52ZM56 108H57L58 110L61 109V107H60V109H59L58 107H56ZM68 108H69V107H68ZM81 108H82V107H81ZM83 108H84V107H83ZM111 108H112V107H111ZM136 108H137V106H136ZM146 108H147V107H146ZM29 109H31V107H30ZM101 109H102V106H101ZM101 109H100V111H101ZM163 109H166V108L163 107ZM178 109H180V108H178ZM206 109H207V108H206ZM210 109H212V108H209V110H210ZM215 109H217V108H215ZM26 110H27V111H26ZM44 110H45V109H44ZM49 110H50V109H48V113L51 114L52 112L50 113ZM84 110H86V108H84ZM121 110H122V109H121ZM121 110H120V111H121ZM127 110H129V109H127ZM131 110H132V109H131ZM139 110H140V109H139ZM142 110H143V107H142ZM157 110H158V109H157ZM160 110H161V109H160ZM187 110L190 111L191 109H190V110L187 109ZM240 110H241V109H240ZM45 111H46V110H45ZM125 111H126V110H125ZM144 111H145V110H144ZM148 111H149V110H148ZM165 111H166V110H165ZM167 111H168V110H167ZM188 111H185V112H188ZM203 111H204V110H203ZM210 111H211V110H210ZM212 111H213V110H212ZM231 111H233V110H231ZM40 112H41V111H39L38 113H40ZM66 112H67V111H66ZM82 112H83V111H82ZM90 112H91V111H90ZM145 112H146V111H145ZM145 112H144V113H145ZM149 112H150V111H149ZM160 112H161V111H160ZM170 112H171V111H170ZM240 112H241V111H240ZM45 113H46V112H45ZM53 113H55V112H53ZM64 113H65V112H64ZM79 113H80V112H79ZM83 113H84V112H83ZM118 113H119V112H118ZM144 113H142V114H144ZM202 113H203V112H202ZM208 113H209V112H208ZM211 113H212V112H211ZM213 113H214V112H213ZM218 113H219V112H218ZM236 113H237V112H236ZM27 114H28V113H27ZM27 114H26V115H27ZM29 114H30V113H29ZM43 114H44V113L42 112V115H43ZM55 114L58 115V113H55ZM70 114H71V113H70ZM145 114H146V113H145ZM149 114H150V113H149ZM164 114H165V113H163V115H164ZM199 114H200V113H199ZM203 114H204V113H203ZM220 114H221V113H219V117H221ZM30 115H31V114H30ZM33 115H35V114L33 113L32 116H33ZM37 115H38V114H37ZM42 115H41V114L38 115V116H39L38 119L41 120V122H44V117H46V116L43 115L44 117H43L42 119H40V118H41L40 116H42ZM46 115H47V113H46ZM57 115H56V116H57ZM83 115H85V113H84ZM127 115H128V114H127ZM138 115H139V113H138ZM140 115H141V114H140ZM159 115H160V114H159ZM186 115H187V113H186ZM205 115H206V113H205ZM212 115H213V114H212ZM212 115H211V116H212ZM217 115H218V114H217ZM35 116H36V115H35ZM80 116H82V114H80ZM80 116H79V118H80ZM141 116H142V115H141ZM164 116H165V115H164ZM179 116H180V115H179ZM189 116H190V113H189ZM201 116L203 117V115H201ZM206 116H207V115H206ZM209 116H210V115H208V118H209ZM214 116H216V115H214ZM50 117H51V116H50ZM143 117H144V116H143ZM143 117H141V118H143ZM146 117H148V120L150 119L149 116H146ZM161 117H162V116H161ZM36 118H37V116H36ZM48 118H49V117H48ZM72 118H73V117H72ZM79 118L77 119L78 121H79ZM156 118H157V117H156ZM159 118H160V116H159ZM183 118H185V116H184ZM212 118H213V116H212ZM30 119H31V118H30ZM33 119L35 120V117H34V116H33ZM38 119H37V120H38ZM45 119H46V118H45ZM53 119H54V117H53ZM64 119H65V118H64ZM66 119H67V118H66ZM66 119H65V120H66ZM102 119H103V118H102ZM138 119L140 120V118H138ZM143 119L145 120V118H143ZM161 119H162V118H161ZM189 119H190V121H191L192 118H189ZM203 119H204V118H203ZM42 120H43V121H42ZM48 120H49V119H48ZM54 120H55V119H54ZM59 120H60V119H59ZM82 120H83V117H82ZM141 120H142V119H141ZM179 120H180V119H179ZM185 120H186V119H185ZM213 120H214V119H213ZM28 121H29V122H30V121L33 122V120H28ZM49 121H50V120H49ZM66 121H67V120H66ZM157 121H158V120H157ZM162 121H164V120H162ZM176 121H177V120H176ZM181 121H182V117H181ZM183 121H184V120H183ZM194 121H195V120H194ZM198 121H199V120H197V122H198ZM203 121L205 122L206 120H203ZM220 121H221V120H220ZM250 121H252V120H250ZM32 122H31V123H32ZM34 122H37V121H34ZM34 122H33V123H34ZM41 122H40V123H41ZM59 122H60V121H59ZM82 122H84V121H82ZM103 122H104V121H103ZM146 122H147V120L145 121V123H146ZM148 122H149V121H148ZM150 122H151V120H150ZM150 122H149V123H146V124L149 125V124H151ZM160 122H161V121H160ZM191 122H192V121H191ZM191 122H190V123H191ZM200 122H201V121H200ZM200 122H199V123H200ZM204 122H202V123H204ZM214 122H219V121H218V119H217V121L214 120ZM56 123H57V121H56ZM62 123H65V122H60L59 125L61 126ZM75 123H76V122H75ZM145 123H144V125H146ZM152 123H153V122H152ZM157 123H159V122H157ZM165 123H167V122H165ZM180 123H181V122H180ZM220 123H221V122H219V124H218V123H217V124L220 125ZM263 123H264V122H263ZM42 124H43V123H42ZM42 124H40V125H42ZM141 124H143V120H142V123H141ZM191 124H192V123H191ZM193 124L195 125V123H193ZM196 124H197V123H196ZM252 124H253V123H252ZM25 125H24V128H25ZM46 125H47V123H46ZM76 125H77V124H76ZM148 125H147V126H148ZM151 125H152V124H151ZM151 125H149V126H150L149 130L153 128V127H152L153 125H152V126H151ZM180 125H181V124H180ZM198 125H199V124H198ZM206 125H207V124H206ZM209 125H210V124H209ZM212 125H213V124H212ZM221 125H222V124H221ZM221 125H220V128H221ZM0 126H1V124H0ZM42 126H43V128L46 127V126H44V124H43ZM42 126H40V127H42ZM85 126H86V125H85ZM196 126H197V125H196ZM227 126H228V125H227ZM2 127H3V126L0 127V130H1ZM7 127H3V129H5V128L7 129ZM47 127H48V125H47ZM56 127H58V126H56ZM143 127H144V126H143ZM151 127H152V128H151ZM168 127H169V126H168ZM183 127H184V124H183ZM193 127H194V129L197 128V131H198V126H197V127L193 126ZM218 127H219V126H218ZM225 127H226V126H225ZM254 127H255V126H254ZM43 128H42V129H43ZM48 128H50V126H49ZM79 128H81V127H79ZM84 128H85V127H84ZM89 128H90V127H89ZM130 128H131V127H130ZM147 128H148V127H147ZM165 128H167V127L165 126ZM172 128H173V127H172ZM174 128H176V127H174ZM208 128H209V130H210V131H208V132L210 133V132H211L210 126H209ZM8 129L10 130V128H8ZM8 129H7V131H9ZM21 129H22V128H21ZM26 129H27V128H26ZM39 129H40V128H39ZM53 129H54V128H53ZM144 129H146V128H144ZM144 129H143V130H144ZM13 130H12V131H13ZM22 130H23V132H26L24 129H22ZM34 130H35V129H34ZM34 130L32 129L33 132H34ZM43 130H44V129H43ZM55 130H57V129H55ZM55 130H54V131H55ZM58 130H59V129H58ZM60 130H61V129H60ZM75 130H76V128H75ZM79 130H80V129H79ZM100 130H101V129H100ZM105 130H106V129H105ZM140 130H142V129L139 127V131H140ZM143 130H142V131H143ZM164 130H165V129H164ZM172 130H173V129H172ZM195 130H196V129H195ZM204 130H205V129H204ZM204 130H203V132H204ZM261 130H262V129H261ZM49 131H50V129H49ZM49 131H48V132H49ZM65 131H66V130H65ZM69 131H72V130L69 129ZM150 131H151V130H150ZM183 131H184V130H183ZM193 131H194V130H193ZM193 131H192V132H193ZM5 132H6V131H5ZM20 132H21V131H20ZM29 132L31 133V136L34 135L33 132H31V131H29ZM42 132H43V133H46V132H44V131H42ZM57 132H58V131H57ZM62 132H63V131H62ZM147 132H148V131L146 130V132H145V137L147 136V135H146ZM152 132H154V131H152ZM198 132H199V131H198ZM198 132H197V134H199ZM216 132H217V131H216ZM9 133H10V136H11V133L15 134L14 131H13V132H10V131H9ZM30 133H27V132H26V134H29V135H30ZM49 133H50V132H49ZM65 133H67V132H65ZM106 133H107V132H106ZM141 133H142V132H141ZM141 133H140V135H141ZM149 133H150V132H149ZM168 133H169V130H168ZM170 133H171V132H170ZM193 133H194V132H193ZM193 133H192V134H193ZM205 133H206V131H205ZM209 133H208V134H209ZM211 133H212V132H211ZM0 134H1V133H0ZM3 134H5V133H3ZM13 134H12V135H13ZM17 134L20 135L21 133H20V134L17 133ZM17 134H15V135L18 136ZM26 134H25V135H26ZM32 134H33V135H32ZM37 134H38V133H37ZM54 134H55L56 136L58 135V134H56V133H54ZM60 134H61V133H60ZM68 134H70V133L68 132ZM166 134H167V133H166ZM208 134H207V135H208ZM220 134H221V132H220ZM46 135H48V134H46ZM46 135H45V136H46ZM52 135H53V134H52ZM71 135H72V134H71ZM106 135H107V134H106ZM143 135H144V133H143ZM167 135H168V134H167ZM226 135L228 136V134H226ZM13 136H14V135H13ZM16 136H14V137H16ZM20 136H21V135H20ZM38 136H39V135H38ZM62 136H63V133H62ZM205 136H206V135H204V137H205ZM239 136H240V135H239ZM3 137H8V136H7V134H5V136H3ZM18 137H19V136H18ZM18 137L15 138V139H16V140H20V139L22 138V137H21V138L19 137V138H20V139H19ZM51 137H52V136H51ZM132 137H133V136H132ZM142 137H143V136H142ZM147 137H148V136H147ZM151 137H152V136H151ZM155 137H156V136H154V138H155ZM157 137H158V136H157ZM157 137H156V139H157ZM169 137H170V136H169ZM194 137H195V136H194ZM197 137H199V138H196V137H195V139H198V140H199L200 137H202V134H200V135L197 136ZM209 137H211V136L209 135ZM12 138H13V137H12ZM23 138H24V137H23ZM34 138H36V137H35V136H34V137H31V139H33L32 142H34V144H33V143H32V144L35 145V146H32V147L35 148V147H37L36 144H38V143L35 144L36 140H34ZM43 138H47V137H44V136H43L41 139H43ZM49 138H50V137L48 136V139H47V140L50 141ZM52 138H54V136H53ZM152 138H153V137H152ZM182 138H183V136H182ZM188 138H189V137H188ZM192 138H193V136H192ZM221 138H222V137H221ZM26 139H27V138H25V140H26ZM57 139H58V140H57ZM57 139H56V141H59V140L62 141V140L59 139V138H57ZM93 139H94V138H93ZM201 139H202V138H201ZM204 139H205V138H204ZM207 139H208V138H207ZM16 140H15V141H16ZM25 140H24V141H25ZM27 140H28V139H27ZM37 140H38V139H37ZM94 140H95V139H94ZM143 140H146V139L143 138ZM149 140H150V139H149ZM170 140H171V139H170ZM236 140H237V139H236ZM0 141H1V140H0ZM24 141H22V142H24ZM30 141H31V140H30ZM73 141H74V140H73ZM87 141H88V140H87ZM89 141H90V140H89ZM150 141H151V140H150ZM154 141H155V140H154ZM156 141H157V140H156ZM159 141H160V140H159ZM184 141H185V140H184ZM191 141H192V140H191ZM193 141H194V140H193ZM201 141H202V140H201ZM211 141H212V140H211ZM238 141H239V140H238ZM245 141H246V140H245ZM28 142H29V141H28ZM142 142H143V141H142ZM195 142H198V141H195ZM195 142H194V144H195ZM236 142H237V141H236ZM236 142H235V143H236ZM17 143H19V142H17ZM48 143H49V142H48ZM61 143H63V142H61ZM102 143H103V142H102ZM109 143H110V142H109ZM114 143H115V142H114ZM114 143H113V144H114ZM156 143L158 144V142H156ZM156 143H155V144H156ZM202 143H203V142H202ZM218 143H219V142H218ZM260 143H261V142H260ZM54 144H55V143H54ZM58 144H59V143H58ZM142 144H143V143H142ZM145 144H146V143H145ZM150 144H151V143H150ZM192 144H193V143H192ZM196 144H197V143H196ZM206 144H208V143H206ZM215 144H216V143H215ZM215 144H214V145H215ZM18 145H21V144H18ZM29 145H30V144H29ZM29 145H28V146H29ZM42 145H43V144H42ZM48 145H50V143H49ZM110 145H112V144L110 143ZM110 145H108V147H110ZM114 145H117V143H115ZM146 145H147V144H146ZM181 145H182V144H181ZM214 145H213V146H214ZM236 145H237V144H236ZM6 146L8 147V145H6ZM21 146H22V148L25 147L24 145H21ZM44 146H45V145H44ZM54 146L57 147L58 145L55 144ZM59 146H60V145H59ZM69 146H71V145H69ZM112 146H113V145H112ZM142 146H143V145H142ZM158 146H159V145H158ZM158 146H157V147H158ZM171 146H172V145H171ZM184 146H185V145H184ZM191 146H192V147H191ZM194 146H195V145H190L191 148H189V150H190V149L193 150ZM197 146H198V144H197L195 147H197ZM218 146H219V145H218ZM30 147H31V146H30ZM40 147H42V146H40ZM40 147H39V148H40ZM113 147H115V146H113ZM175 147H176V146H175ZM175 147L171 148V150H172V149L174 150ZM206 147H207V146H206ZM230 147H231V146H230ZM238 147H239V146H238ZM8 148H9V147H8ZM37 148H38V147H37ZM51 148H52V147H51ZM51 148H50V149H51ZM163 148H164V147H163ZM215 148H216V147H215ZM215 148H213V149H215ZM243 148H245V147H243ZM251 148H253V146H251ZM26 149H27V148H26ZM81 149H82V148H81ZM81 149L79 148L77 151H79V150H81ZM114 149H115V148H114ZM145 149H146V147H145ZM147 149L150 150L151 147H150V148H147ZM160 149H161V148H160ZM169 149H170V148H169ZM169 149H167V150H169ZM179 149H180V148H179ZM194 149H195V148H194ZM206 149H207V148H206ZM213 149H212V150H213ZM219 149H220V148H219ZM232 149H233V148H232ZM236 149H237V148H236ZM236 149H234V151H235ZM248 149H250V148H248ZM253 149H254V148H253ZM262 149H263V146H262ZM10 150H11V149H10ZM51 150H52V149H51ZM59 150H60V149H58V151H59ZM63 150H64V149H63ZM197 150H198V149H197ZM216 150H217V149H216ZM216 150H215V151H216ZM237 150H240V149H237ZM237 150H236V152H237ZM243 150H245V149H243ZM259 150H260V149H259ZM6 151H8V149H6ZM37 151H38V149H37ZM77 151H76V152H77ZM107 151L109 152V151H111V149L109 148V149H107ZM112 151H113V150H112ZM112 151H111V153H112ZM142 151H143V150H142ZM158 151H159V150H158ZM161 151H162V149H161ZM198 151H199V150H198ZM215 151H214V152H215ZM249 151H250L251 153H249ZM262 151H263V150H262ZM2 152H3V151H2ZM8 152H9V151H8ZM29 152H30V150H29ZM55 152H56V151H55ZM80 152H81V154H82V151H80ZM108 152H107V153H108ZM146 152H147V151H146ZM151 152H152V150H151ZM151 152H150V153H151ZM203 152H204V150H203ZM207 152H208V150H207ZM212 152H213V151H212ZM236 152H235V153H236ZM247 152H248L249 154H252V153H253V151H251V150H248ZM25 153H26V152H25ZM39 153H40V152H39ZM52 153H53V152H52ZM74 153H75V151H74ZM74 153H71L72 156H73V155L75 156ZM109 153H110V152H109ZM111 153H110V154H111ZM150 153H148V154L150 155ZM161 153H162V152H161ZM161 153H160V154H161ZM167 153H168V151H167ZM179 153H180V152H179ZM243 153H244V152H243ZM243 153H242V154H243ZM256 153H257V152L253 153V155L256 154ZM8 154H9V153H8ZM31 154H32V152H31ZM31 154H30V155H31ZM36 154H37V153H36ZM49 154H50V153H49ZM53 154H54V156L56 155L55 157H57V153H53ZM81 154H80V155H81ZM155 154H156V153H155ZM168 154H170V152H169ZM172 154H173V152H172ZM189 154H190V153L188 152V155H189ZM193 154H195V153H191V155H193ZM207 154H208V153H207ZM227 154H228V153H227ZM242 154H238V155L243 156V158H242V160H243V159L245 158V156H244V154H243V155H242ZM9 155L11 156V153H10ZM18 155H20V154H18ZM38 155H39V154H38ZM68 155H69V154H68ZM127 155H128V152H127ZM153 155H154V154H153ZM161 155H162V154H161ZM161 155H160V156H161ZM175 155H176V154H175ZM195 155H196V154H195ZM212 155H213V154H212ZM212 155H211V156H212ZM31 156H32V155H31ZM72 156H70V157H71L70 160H66V158H64V161H61L62 159H60V157H58L59 160H57V159L55 160V159L53 158V160H52V161L50 160V162H48V161H37L38 159H37L36 162H35V159H36V158L34 157V158H35V159H34V158L32 157V158L34 159V161H33V163H32V166H30V168H31V172H32L33 175H34L33 178H34V180L36 181V185H37V187L42 191V195H43V198H44V200H45V203H46V206H47V209H48V213H49V217H50V218H49V221H50V225H49V226H52V227L54 226V228L57 229L58 234H59V235H58V236H59V242H60L61 244H62L63 241H65L66 238L68 239V242L66 241V243H67V245H68V243L72 245L71 249H72V252H73V250H75V248H74L73 246H75V245H76V247H77V246H80V244L85 243V242L87 241V239L90 237V236H89L90 229H89V227L87 226V220L85 219V215L83 214V213H84V209H85V211L88 210V206H89V202H88V200H87V197H88V195H90V194H89V192H88V189H89L88 185H89V184H87V182L89 183V181H86V179L88 178L87 176L92 175L93 177H98V176H100L102 173H101V170H97V169H96L95 167H93V166H92L93 169H91L92 167H90L87 163L85 164L84 162H72V161H71V160H73ZM76 156H77V153H76ZM76 156H75V157H76ZM101 156H102V154H101ZM170 156H171V155H170ZM177 156H178V155H177ZM185 156H186V154H185ZM209 156H210V155H209ZM211 156H210V157H211ZM225 156H226V155H225ZM225 156H224V157H225ZM241 156H240V157H241ZM250 156H251V155H250ZM61 157H62V156H61ZM91 157H93V156H91ZM108 157H109V156H108ZM148 157H149V156H148ZM148 157H147V158H148ZM152 157H153V156H152ZM178 157H179V156H178ZM192 157H193V160H194V155L191 156V158H192ZM214 157H215V156H214ZM42 158H43V157H42ZM62 158H63V157H62ZM121 158H122V157H121ZM154 158H155V157H154ZM161 158H162V157H161ZM172 158H173V157H172ZM172 158H171V159H172ZM175 158L177 159V157H175ZM180 158H181V156H180ZM215 158L217 159L218 157H215ZM233 158H234V157H233ZM247 158H248V157L246 156V161H247ZM33 159H31V161H32ZM51 159H52V157H51ZM101 159H102V158H101ZM103 159H104V158H103ZM123 159H125V158L123 157ZM151 159H152V158H151ZM157 159H158V158H157ZM178 159H179V158H178ZM181 159H182V158H181ZM197 159H198V157H197ZM200 159H201V158H200ZM216 159H215V160H216ZM226 159L228 160V158H226ZM226 159H225V160H226ZM248 159H249V158H248ZM90 160H91V159H90ZM99 160H100V159H99ZM116 160H117V158H116ZM132 160H133V159H132ZM154 160H155V159H154ZM182 160H183V159H182ZM187 160H188V158H187ZM187 160H185V161H187ZM195 160H196V159H195ZM195 160H194V161H195ZM74 161H75V160H74ZM103 161H104V160H103ZM148 161H150L149 158H148ZM162 161H163V160H162ZM188 161H189V160H188ZM204 161H205V160H204ZM207 161H208V160H207ZM244 161H245V159H244ZM90 162L92 163V161H90ZM90 162H89V163H90ZM150 162H152V161H150ZM150 162H149V163H150ZM208 162H210V161H208ZM208 162H207V163H208ZM230 162H231V161H230ZM247 162H248V161H247ZM247 162H245V163H247ZM99 163H100V162H99ZM102 163L104 164V162H102ZM162 163H163V162H162ZM178 163H179V162H178V160H177L176 164H178ZM184 163H187V162H184ZM188 163L191 165V162H188ZM201 163H202V162H201ZM238 163H239V162H238ZM152 164H155V163H151V165H152ZM181 164H182V166H183V163H181ZM181 164H180V165H181ZM205 164H206V163H205ZM208 164H210L211 166H212V165H215V164H213V162H210V163H208ZM247 164H248V163H247ZM155 165H156V164H155ZM178 165H179V164H178ZM186 165H188V164H186ZM200 165H201V164H200ZM217 165H218V163H217ZM233 165H234V164H233ZM249 165H250V164H249ZM101 166H102V165H101ZM103 166H104V165H103ZM110 166H111V165H109V167H110ZM113 166H114V165H113ZM163 166L166 167L165 164H164ZM204 166H206V165H204ZM234 166H236V165H234ZM13 167H14V166H13ZM89 167H90V168H89ZM117 167H118V166H117ZM154 167H155V166H154ZM159 167H160V166H159ZM175 167H178V166H175ZM209 167H210V166H209ZM218 167H219V166H218ZM245 167H246V166H245ZM115 168H116V167H115ZM161 168H162V167H161ZM179 168H180V167H179ZM182 168L184 169V166L181 167V169H182ZM193 168H194V167H193ZM211 168H213V167H211ZM214 168H215V166H214ZM219 168H220V167H219ZM229 168L231 169V167H229ZM238 168H239V167H238ZM238 168H235V169L237 170V171H236L237 173L239 172V171H238ZM251 168H252V167H251ZM106 169H107V168H106ZM110 169H111V168H110ZM155 169H156V168H155ZM171 169H172V168H171ZM183 169H182V170H183ZM205 169H206V168H205ZM205 169H204V170H205ZM207 169H208V168H207ZM216 169H217V168H216ZM223 169H224V167H223ZM235 169H234V171H235ZM249 169H250V168H249ZM158 170H160V169H158ZM161 170H162V169H161ZM164 170H166V169L164 168ZM184 170L187 171V169H184ZM184 170H183V171H184ZM210 170H211V169H210ZM240 170H241V169H240ZM252 170H253V169H252ZM252 170H251V171H252ZM258 170H259V169H258ZM110 171H111V170H110ZM162 171H163V170H162ZM208 171H209V170H208ZM212 171H215V170H212ZM226 171H227V170H226ZM231 171H232V169H231ZM246 171H247V170H246ZM251 171H250V172H251ZM105 172H107V171H105ZM151 172H152V171H151ZM155 172H156V170H155ZM202 172H203V171H202ZM209 172H210V171H209ZM254 172H255V171H254ZM109 173H110V172H109ZM153 173H154V171H153ZM159 173L161 174L160 171H159ZM192 173H193V172H192ZM210 173H211V172H210ZM216 173H218V171L215 172V174H214V172H213L214 175L212 174V177L215 176ZM237 173H235V174L237 175ZM243 173H244V172H241V173H240L241 175H239V176H242V177L240 178V182L238 181L239 179H238L237 181L234 180V181L237 182L236 184L241 183L242 178H243V176H244ZM246 173H247V172H246ZM246 173H245V175H246ZM248 173H249V172H248ZM116 174H117V173H116ZM156 174H157V172H156ZM195 174H196V172H195ZM195 174H194V175H195ZM203 174H205V172H204ZM233 174H234V173H233ZM242 174H243V175H242ZM257 174H258V173H257ZM157 175H158V174H157ZM157 175H156V176L153 175V176L156 178ZM174 175H175V174L172 173V176H174ZM179 175H180V174H179ZM179 175H177V177H178ZM185 175H186V174H185ZM210 175H211V174H210ZM110 176H111V175H110ZM114 176H115V175H114ZM159 176H161V175H159ZM165 176H166V175H165ZM234 176H235V175H234ZM234 176H233V178H234ZM162 177H163V176H162ZM162 177H161V178H162ZM198 177H199V176H198ZM212 177H211V178H212ZM244 177H246V176H244ZM248 177H249V174H248ZM172 178H173V177H172ZM180 178H181V177H180ZM211 178H210V179H211ZM215 178H216V180H215V181H212V180H211V182H213L212 184H213L214 187H218V188H220L219 186H215V185H216L215 182L217 183V185L219 184V182H218L219 180H217L218 177H215ZM215 178H214V179H215ZM231 178H232V177H231ZM252 178H253V177H252ZM252 178H251V179H252ZM88 179H89V178H88ZM91 179H92V178H91ZM159 179H160V178H159ZM175 179H176V176H175ZM175 179L173 178V181H174ZM178 179H179V177H178ZM182 179H183V178H182ZM182 179H180L181 182L179 183V187H178V188L175 187V189H177L176 192L179 191V193H180L181 191H180L179 189H181L182 192L185 193L184 190L186 189V184H188V182H190V181L193 183V181L190 180V181H187V183L185 184V181H186L187 179H186L185 181H184V180L182 181ZM223 179H227V178H223ZM234 179H235V178H234ZM245 179H246V178H245ZM253 179H254V178H253ZM255 179H256V178H255ZM115 180H116V179H115ZM119 180H120V179H119ZM122 180H123L124 182H123V184L120 185V187H119V193H118V195H119V200H121V197L123 196V202H127V201H126V200H127V195L129 194V191H130L131 188H132L131 186H132V184H133V181L125 182V181L127 180L126 177H124V179H122ZM157 180H158V179H157ZM176 180H177V179H176ZM230 180H231V179H230ZM197 181H198V180H197ZM220 181H221V183H222V180H220ZM223 181H224V180H223ZM228 181H229V180H228ZM243 181L245 182V180H243ZM246 181H247V180H246ZM248 181H249V180H248ZM248 181H247V184H248ZM250 181H251V180H250ZM260 181H261V180H260ZM112 182H113V179H112ZM157 182L159 183V186H160V187H161V186H164V185L160 184L159 180H158ZM195 182H196V181H195ZM226 182H227V181H226ZM176 183H178V180H177ZM196 183H197V184L201 183V186L205 187L204 185H202V182H201V181H200L199 183H198V182H196ZM242 183H243V182H242ZM250 183H251V182H250ZM250 183H249V184H250ZM253 183H254V182H253ZM90 184H91V183H90ZM189 184L191 185V183H189ZM197 184H196V185H197ZM203 184H204V183H203ZM214 184H215V185H214ZM249 184H248V185H249ZM254 184H256V183H254ZM165 185H167V183H166ZM199 185H200V184H199ZM205 185H206V184H205ZM219 185H220V184H219ZM222 185H224V184H222ZM228 185H229V186H232L233 184L230 183V184H228ZM256 185H257V184H256ZM96 186H97V185H96ZM96 186H95V187H96ZM156 186H157V185H156ZM192 186H193V184H192ZM224 186H225V185H224ZM224 186H221V187H222V190H223V189L225 190L226 186H225V187H224ZM229 186H227V189H228V192L231 193L230 190H232V189H230ZM236 186H237V188H239V192L242 191V190H241L242 188L240 189V186H241V187L244 186V188H245V190H246V185H245L244 183H243L242 185H240L239 187H238V185H235V184H234V186H232L233 189H234V187H236ZM250 186H252V185H250ZM112 187H113V185H112ZM157 187H158V186H157ZM164 187H165V186H164ZM164 187H162V188H164ZM167 187H168V186H167ZM210 187H211V191H215V190H216V188H215V190H214V189L212 190V186H211V185H210ZM262 187H263V186H262ZM207 188H208V187H207ZM237 188H236V189H237ZM244 188H243V189H244ZM248 188H249V187H248ZM250 188H251V187H250ZM259 188H260V187H259ZM94 189H95V188H94ZM96 189H97V187H96ZM96 189H95V190H96ZM167 189H168V188H167ZM167 189H165V188L163 189V190H164L163 195H164L165 193H167V192L165 191V190H167ZM197 189H199V188H197ZM227 189H226L225 191H227ZM229 189H230V190H229ZM255 189H257V188H255ZM262 189H263V188H262ZM90 190H91V189H90ZM92 190H93V189H92ZM159 190H160V189H159ZM194 190H195V188H194V186H193V191H194ZM224 190H223V191H224ZM245 190H243V192H244ZM251 190H252V189H251ZM251 190H250V191L248 190V191H249V192H252ZM108 191H109V190H108ZM248 191H246V192H244V193L241 192V195L243 194L242 196H244V197H245V194H246L247 196L250 195V193L248 194ZM258 191H259V190H258ZM261 191H262V190H261ZM93 192H94V191H93ZM117 192H118V188H117ZM158 192H159V191H158ZM194 192H198V191L196 190V191H194ZM194 192H193V193H194ZM204 192H206V191H204ZM218 192H219V190H218ZM228 192H226L225 194H228ZM233 192H235V191H233ZM233 192H232V193H233ZM239 192H237V194H240ZM109 193H110V191H109ZM149 193H150V192H149ZM186 193H188V192H186ZM219 193H220V194H219ZM219 193H218V195H221V194H222V196H219V198L222 197V199H220L221 202H222V200L224 201L223 198H225V197H224V192H219ZM230 193H229V194H230ZM254 193H255V192H254ZM257 193H258V192H257ZM25 194H26V193H25ZM135 194H136V193H135ZM135 194H134V195H135ZM171 194H172V193H171ZM229 194L227 195L228 197H229ZM252 194H253V193H252ZM97 195H99V194H97ZM134 195H133V196H134ZM137 195H138V194H137ZM172 195H173V194H172ZM206 195H207V194H206ZM241 195H239V196H241ZM261 195H263V193H262ZM128 196L130 197V195H128ZM165 196H166V195H165ZM165 196H164V197H165ZM188 196H190L189 193H188ZM196 196H197V193H196ZM216 196H217V194H216ZM230 196H234V193H233V195L231 194ZM251 196H252V195H251ZM253 196H254V195H253ZM93 197H94V196H93ZM145 197H146V196H145ZM166 197L168 198L169 196H166ZM204 197H206V196L204 195ZM204 197H203V198H204ZM217 197H218V196H217ZM237 197H238V195H237V196L235 195V196L233 197V199H234V198L239 199V202L241 203L242 200L240 201V198H239V197L237 198ZM244 197H243V198H244ZM248 197H249V198H252V197H250V196H248ZM258 197H259V196H257V198H258ZM117 198H118V197H117ZM158 198H160V197H158ZM169 198H170V197H169ZM178 198H179V197H178ZM186 198H187V197H186ZM210 198H211V197H210ZM219 198H217L216 200L219 201ZM254 198H255V197H254ZM254 198H252V199H254ZM263 198H264V197H263ZM263 198H262V199H263ZM145 199H146V198H145ZM180 199H181V198H180ZM180 199H179V200H180ZM246 199H247V198H246ZM91 200H93V198H92ZM160 200H162V199H160ZM166 200H167V199H166ZM181 200L183 201V199H181ZM181 200H180V202H181ZM210 200H211V199H210ZM214 200H215V198H214ZM214 200H213V201H214ZM229 200L231 201L232 198L229 197ZM229 200H226V203H230V202H228ZM248 200H249V199H248ZM248 200H243V203H244V201L246 202V201H248ZM257 200H258V199H257ZM259 200H261V198H259ZM163 201H164V200H163ZM233 201H235L236 205L238 204L237 200L234 199ZM253 201H254V200H253ZM117 202H118V200H117ZM164 202H165V201H164ZM167 202H168V200L166 201V203H167ZM171 202H172V201H170V204H171ZM188 202H189V201H188ZM195 202H196V201H195ZM195 202H193V203H195ZM249 202H250V201H249ZM255 202H256V201H255ZM258 202H259V201H257V205H258ZM178 203H179V201H178ZM185 203H186V201H185V202H184V201L182 202L183 205H184ZM193 203H191V202L187 203V204H191V209H190V207H188V208H189V209H188L187 206L185 205V208H186V209L184 208V210H186V212H188V210H189V212H190V210H192L191 213H193V211H196V209H193V207H195V206L192 207ZM206 203H207V202H206ZM219 203H220V201H219ZM231 203H232V201H231ZM235 203L233 202V205H232V204H230V205H229V204H226V206H225L226 208H225V207H224V208L227 209V206H230V207H231V205L234 206ZM260 203H261V201H260ZM260 203H259V204H260ZM114 204H115V203H114ZM119 204H121V203L119 202ZM144 204H145L144 202L140 203L139 201H137V202L134 203V205L136 206V214L132 215V216L128 219L127 223H125L124 225L121 226V233H120V231H119L120 235H119V233H118L119 238L122 239L121 242H120V244L123 243V241L130 243V244L132 245L133 248L138 249V250H137L138 253H137V252H136V253H137V255H141V256H140L141 258H146V257H147L146 254H145V252H141V251L139 252L140 246H143V244H142L143 241L141 240V243H140L141 245H139V244H138V245H137V244H134L133 242L135 241L134 238H135V237H138L139 234H143V235H145V234H147V232H148V230H143V229L139 230V228L136 227V225H135V224H137V223L141 224V218L143 217V213L146 211V207L144 206ZM160 204H161V203H160ZM170 204L167 203V205H170ZM182 204H181V205H182ZM203 204H204L203 207H205L206 204H205V203H203ZM215 204H216V203H215ZM246 204H247V202H246ZM252 204H253V203H252ZM164 205H165V204H164ZM173 205H174V204H173ZM173 205H172V208H173ZM236 205L233 207V209L236 207ZM247 205H248V204H247ZM253 205H256V203L253 204ZM126 206H127V205H126ZM165 206H166V205H165ZM207 206H208V205H207ZM209 206H211V205H209ZM238 206H239V205H238ZM241 206H243V204H241ZM176 207H177V206H176ZM183 207H184V206H183ZM211 207H214V206H211ZM211 207H209V208H211ZM243 207L245 208V206H243ZM246 207H248V206H246ZM255 207H256V206H255ZM260 207H261V206H260ZM263 207H264V206H263ZM122 208H123V207H122ZM122 208H121V206H119V211H120V212H122ZM166 208H167V206L165 207V209H166ZM169 208H170V206H168V209H169ZM174 208H175V206H174ZM174 208H173V209H174ZM207 208H208V207H207ZM224 208H223V210H224ZM231 208H232V207H231ZM241 208H242V207H241ZM39 209H40V207H39ZM128 209H129V208H128ZM187 209H188V210H187ZM212 209H213V208H212ZM212 209H211V210H212ZM215 209H217V208L215 207L214 210H215ZM255 209H257V208H255ZM255 209H253V210L256 211V213H257V210H255ZM262 209H263V208H261V211L264 210V209H263V210H262ZM227 210H228V209H227ZM236 210H237V208H236ZM240 210H241V209H240ZM240 210H239V211H240ZM39 211H40V210H39ZM169 211H170V210H169ZM171 211H172V210H171ZM171 211H170V212H171ZM200 211L202 212V210H200ZM203 211H205V210L203 209ZM244 211H246V210L244 209ZM261 211H258V212H261ZM104 212L107 213V209H106V211H103V213H104ZM178 212H179V210H178ZM182 212H183V210H182ZM184 212H185V211H184ZM189 212H188V214H189ZM212 212H214V211H212ZM212 212H211V213H212ZM215 212H216V210H215ZM73 213H75L76 215L74 216ZM106 213H104V214L106 215ZM172 213H174V211H172ZM191 213H190L189 215H191ZM194 213H195V212H194ZM194 213H193V215L196 216V213H195V214H194ZM202 213H203V212H202ZM204 213H206V212H204ZM204 213H203V214H204ZM216 213H217V212H216ZM225 213H226V211L223 212V216L227 217V216H226L227 213H226V214H225ZM256 213H255V214H256ZM262 213H264V212H262ZM262 213H261V214H262ZM101 214H102V212H101ZM178 214H179V213H178ZM235 214H236V213H235ZM246 214H247V213H246ZM89 215H90V214H89ZM171 215H172V214H171ZM171 215H169V216L171 217ZM206 215H207V214H206ZM206 215H205V214L202 215L203 218L200 217L201 219L199 218V219H200L199 221H201V220H203V219H204L205 221H207L206 219H210V218H211V216H210V218H205ZM217 215H218V213H217ZM263 215H264V214H263ZM263 215H262V216H263ZM19 216L21 217L22 215H19ZM86 216H87V215H86ZM101 216H102V215H101ZM169 216H167V217H169ZM172 216H173V215H172ZM179 216H180V215H179ZM179 216H178V218H179ZM184 216H185V215H184ZM213 216H215V215H213ZM228 216H229V215H228ZM233 216H234V215H233ZM233 216H232V217H233ZM238 216L241 217V216H243V215H242V214L239 215V213H238ZM254 216H255V217H254ZM254 216H253L254 218L252 217L251 219H254V220L256 219V220H258V218L256 217V216H258V215L256 214V215H254ZM8 217H9V216H8ZM40 217H41V216H40ZM207 217H209V216H207ZM232 217H231V218H232ZM236 217H237V216H236ZM236 217L234 216L235 219H236ZM240 217H239V218H240ZM247 217H248V216H247ZM192 218H196V217L193 216ZM192 218H190V219H188V220L186 219V221L189 222V223H193V222H194V219H192ZM227 218H228V217H227ZM18 219H19V218H18ZM107 219H108V218H107ZM241 219H242V218L237 219V220L240 221ZM262 219H264V216H263ZM2 220H5V219H2ZM2 220H1V221H2ZM174 220H175V219H174ZM179 220H180V219H179ZM246 220H247V219H246ZM256 220H255V221H256ZM24 221H25V220H24ZM209 221H210V220H209ZM213 221H214V220H213ZM250 221H251V220H249V223H250ZM252 221H253V220H252ZM262 221L264 222V220H261V222H262ZM3 222H5V221H3ZM16 222H17V221H16ZM21 222H22V221H21ZM144 222H145V221H144ZM178 222H179V221H178ZM216 222H218V221H216ZM230 222L232 223V221H230ZM247 222H248V221H247ZM247 222H246V224H247ZM257 222H259V221H257ZM263 222H262V223H263ZM13 223H14V222H13ZM18 223H19V221H18ZM199 223H201L202 225H198V224H194V225L192 224V225H193L195 228L200 229V230H201V228H202L203 226H204V227H203L204 230L207 231V229H209L208 227H205V225H207L208 222H207V224H205V225H203L202 222H199ZM205 223H206V222H205ZM219 223H220V222H219ZM233 223H234V221H233ZM91 224H92V223H91ZM96 224H97V223H96ZM111 224H112V223H111ZM216 224H217V223H216ZM238 224H239V223H238ZM243 224H244V223H243ZM252 224H257V223H253V222H252ZM258 224H259V223H258ZM258 224H257V225H258ZM260 224H261V223H260ZM260 224H259L260 227H261V226H264V224H263V225H260ZM14 225H15V227H16L17 224L14 223ZM19 225H20V224H19ZM141 225H143V224H141ZM209 225H211V224L209 223ZM212 225H213V224H212ZM223 225H225V224H223ZM223 225H220V227H219V226H216V227L221 228V226H223ZM232 225H233V224H232ZM232 225H231V228H232V230H233ZM257 225H255V226H257ZM11 226H12V225H11ZM44 226H45V225H44ZM110 226H111V225H110ZM177 226H178V225H177ZM180 226H181V224H180ZM189 226H190V225H189ZM225 226H226V225H225ZM225 226H224L223 228H225ZM237 226H238V225H237ZM237 226H236V227H237ZM248 226H249V225H248ZM250 226H251V225H250ZM250 226H249L248 229L251 231V229H253L254 227H253V225H252L251 227H250ZM17 227H18V226H17ZM20 227H21V225H20ZM194 227H193V228H194ZM209 227H210V226H209ZM228 227H229V226H228ZM236 227H235V228H236ZM241 227H242V225H241ZM260 227H257V229L260 230ZM11 228H12L11 231H13V233L15 232V233H18V234H19V231H20L19 229H18L19 231H17V229H15V231H14V230H13V227H11ZM48 228H49V227H48ZM180 228H181V227H180ZM203 228H202V232H204ZM210 228L212 229L213 227H210ZM218 228L216 229V231L218 230ZM246 228H247V225L245 226V228H244V226H243L242 229L239 227V229H241L240 232H242V234H243L242 236H244V237H249L250 232H249L248 230H247V233H248V232H249V233H248L247 236H245V235H246V234H245V231H242L243 229L245 230ZM250 228H251V229H250ZM20 229H21V228H20ZM24 229H25V228H23V230H24ZM106 229H107V228H106ZM187 229H188V228H187ZM261 229H262V227H261ZM26 230H27V229H26ZM178 230H179V229H178ZM181 230H182V229H181ZM200 230H199L198 232H201ZM209 230H210V229H209ZM209 230H208V231H209ZM220 230H221V229H220ZM223 230H225V229H223ZM254 230H256V227H255V229L252 230V232H254ZM263 230H264V229H263ZM11 231H10V232H11ZM46 231H47V230H46ZM174 231H175V230H174ZM184 231H185V230H184ZM187 231H191V230L188 229ZM192 231H193V230H192ZM192 231H191V232H192ZM208 231H207V234H208L209 237H210V235L212 234V232L209 234ZM210 231H211V230H210ZM212 231L214 232L213 235H214L215 233H217V232L215 231V227H214V229H212ZM234 231H235V229H234ZM238 231H239V230H238ZM260 231H262V230H260ZM260 231H259V232H260ZM22 232H23V231H22ZM22 232H21V233H22ZM24 232H25V231H24ZM191 232H190V233H191ZM223 232H224V231H223ZM230 232H231V231H230V229H229V233H230ZM257 232H258V231H257ZM259 232H258V233H259ZM13 233H11V234L13 235ZM25 233H26V232H25ZM29 233H30V231H29ZM47 233H48V232H47ZM175 233H176V232H175ZM193 233H194V232H193ZM218 233H220V232L218 231ZM260 233H263V232H260ZM18 234H16V235H18ZM30 234H31V233H30ZM191 234H192V233H191ZM226 234H228V233H226ZM233 234H234V233H233ZM238 234H240V233L238 232ZM244 234H245V235H244ZM251 234H252V233H251ZM255 234H256V232H255ZM1 235H2V234H1ZM14 235H15V234H14ZM53 235H54V234H53ZM53 235H52V236H53ZM188 235H189V234H188ZM195 235L197 236L198 234L195 233ZM203 235H204V234H203ZM208 235H207V237H208ZM216 235H218V234H216ZM235 235H236V236H235ZM252 235H254V234H252ZM252 235H251V237H253V238H251L250 240L255 241V240H256V239H255L256 236H257L258 238H260V237L258 236V234L254 235L255 237L252 236ZM261 235H263V237H261V238H264V234H261ZM52 236H50V237H52ZM179 236H180V235H179ZM199 236H200V238H198V239H199V241H200V239H201L202 236H201V234H199ZM205 236H206V234H205ZM220 236H223V233H222V235L220 234ZM228 236H232V235H227V237H228ZM104 237H105V236H104ZM211 237H212V236H211ZM213 237H215V236H213ZM224 237H226V235H224L223 238H224ZM232 237H233V236H232ZM240 237H241V235H240ZM52 238H53V237H52ZM105 238H106V237H105ZM112 238H113V237H112ZM194 238H195V237H194ZM216 238H217V237H215V239H216ZM220 238H221V237H220ZM236 238H237V234H234V238H232V240H233V239H236ZM241 238H243V237H241ZM241 238H240V239H241ZM1 239H2V237H1ZM1 239H0V240H1ZM67 239H66V240H67ZM178 239H179V237H178ZM183 239L186 240V238H183ZM198 239H197V240H198ZM218 239H219V238H218ZM225 239H227V238H225ZM225 239H224V240H225ZM245 239L247 240V238H244V240H245ZM254 239H255V240H254ZM10 240H11V239H10ZM10 240H8V242H7V240H6V241H5L6 244L9 243ZM12 240H13V238H12ZM15 240H16V238H15ZM179 240H180V239H179ZM207 240H208V241H211V240L214 241L213 238H211V239H210V238H209V239H206V241H207ZM236 240H237V241H235V242L239 243V242H238L239 239L237 238ZM248 240H249V239H248ZM2 241H3V240H2ZM52 241H54V240H52ZM107 241L109 242L108 238H107ZM182 241H183V240H182ZM202 241H203V240H202ZM208 241H207V242H208ZM220 241H221V243H222V240H221V239H220ZM259 241H260V239H259ZM5 242H2V243H5ZM55 242H56V241H55ZM214 242H216V241H214ZM229 242H230V243H229L230 245H231L232 243L235 244V243H234V240H233V241H229ZM242 242H243V243H242ZM244 242H245V241H242V239H241V242L239 243V244H240V247H241V245H242V248L239 247V249H238V245H239V244H238V245L235 244V245H233V247H230V248H234V246H236V247H237V250L240 251L241 249H242V250H244V249H245V250H246V249L249 250L250 247H251V248L253 247V246H247L246 244H244ZM249 242H250V241H249ZM256 242H257V241H256ZM2 243H1V244H2ZM63 243L66 244L65 242H63ZM179 243H180V242H179ZM200 243H201V242H200ZM212 243H213V242L211 241V244H212ZM216 243H218V242H216ZM216 243H215V245H216ZM224 243H225V242H224ZM241 243H242V244H241ZM251 243H255V242H251ZM251 243H248V241H247V244H248V245L251 244ZM262 243H263V242H262ZM90 244H91V243H90ZM120 244H119V245H120ZM203 244H205L204 241L202 242V245H203ZM211 244H210V242H209V246H210ZM213 244H214V243H213ZM222 244H223V243H222ZM54 245H55V244H54ZM84 245H85V244H84ZM110 245H111V244H110ZM181 245H182V244H181ZM202 245H200L199 248H200ZM206 245H208V244H206ZM206 245H204V248H205ZM224 245H225V244H224ZM244 245H246V248H245ZM251 245H252V244H251ZM260 245H261V244H260ZM60 246H61V245H60ZM60 246H59L58 248H61ZM65 246H66V245H65ZM218 246H219V245H218ZM231 246H232V245H231ZM13 247H14V246H13ZM62 247H64V246L62 245ZM84 247H85V246H84ZM206 247H208V246H206ZM211 247H213V246L211 245ZM216 247H217V245H216ZM220 247H221V246H220ZM220 247H219V248H220ZM248 247H249V248H248ZM256 247H257V246H256ZM258 247H259V246H258ZM263 247H264V245H263ZM2 248H3V247H2ZM56 248H57V245H56ZM56 248H55V249H56ZM69 248H70V247H68V249H69ZM179 248H180V247H179ZM202 248H203V247H202ZM214 248H215V247H214ZM254 248H255V247H254ZM11 249H12V248H11ZM13 249H14V248H13ZM66 249H67V246H66ZM68 249H67V250H68ZM184 249H185V251H187L189 248L186 250V246H184ZM206 249L208 250L209 248H206ZM206 249H205V250H206ZM262 249H263V248H262ZM58 250H59V249H58ZM58 250H56V251H54V252H57ZM67 250H64V248H63V249L61 248V251H62L63 254H64L65 252L67 253V252H68ZM76 250H77V248H76ZM76 250H75V251H76ZM108 250H109V249H108ZM205 250H204V251H205ZM231 250H232V249H231ZM245 250H244V251H245ZM250 250H251V249H250ZM64 251H65V252H64ZM78 251H79V250L76 251L77 254L80 253V252H78ZM98 251H99V250H98ZM178 251H181V250H178ZM213 251H215V249H213ZM221 251H222V250H221ZM221 251H220V252H221ZM244 251H242V252L240 251L239 253H241V254H242V253L245 254ZM246 251H247V250H246ZM59 252H60V251H59ZM76 252H75V253H76ZM83 252H84V251H83ZM187 252H188L189 255H192V254H191V250H190V251H187ZM189 252H190V253H189ZM201 252H202V251H201ZM205 252L207 253V251H205ZM223 252H224V251H223ZM229 252H231V251H229ZM233 252H236V251H235V248H234V250H232L231 254H234ZM254 252H255V251H254ZM256 252H257V251H256ZM6 253H7V252H6ZM69 253H70V252H69ZM206 253H205L204 256H205V257L208 256L209 258L212 259V257H210V256H211V255H210L211 252L208 253L210 256H209V255L206 256ZM237 253H238V252H236L234 255H236ZM250 253H252V251H251ZM52 254H53V253H52ZM56 254H57V253H56ZM98 254H99L98 256H100V253H99V252H98ZM180 254H181V252H180ZM188 254L186 253V255H188ZM203 254H204V252H202V255H203ZM215 254H216V253H215ZM243 254H242V255H243ZM246 254H248V251H247ZM0 255H1V254H0ZM6 255H7V254H6ZM54 255H55V254H54ZM64 255H66L65 257L68 256L67 254H64ZM79 255H80V254H79ZM92 255H93V254H91V259H92ZM193 255H194V254H193ZM234 255H233V256H234ZM237 255H238V254H237ZM237 255H236V256H237ZM248 255H249V254H248ZM254 255H256V254H254ZM51 256H53V255H51ZM55 256H57V255H55ZM89 256H90V255H89ZM89 256H88V257H89ZM182 256H183V254L181 255V257H182ZM204 256H202V257H204ZM236 256H235V257H236ZM261 256H262V255H261ZM53 257H54V256H53ZM53 257L51 258V260H53ZM60 257H61V256H60ZM71 257H72V256H71ZM178 257H179V256H178ZM178 257H177V258H178ZM185 257H186V256H185ZM205 257H204V258H205ZM242 257H243V256H242ZM242 257H241V258H242ZM245 257H246V256H245ZM253 257H254V256H253ZM257 257H258V256H257ZM257 257L252 258V259H254V260H253L254 262H255V260H256ZM259 257H260V256H259ZM259 257H258V258H259ZM263 257H264V256H263ZM62 258H63V257H62ZM68 258H70V256H68ZM77 258H79V257H77ZM188 258H189V257H188ZM192 258H193V257H192ZM219 258H220V257L218 256V260H219ZM241 258L238 259L237 264H241V262H242ZM3 259H5V258H2L1 260H3ZM60 259H61V258H60ZM66 259H67V258H66ZM89 259H90V258H89ZM89 259H88V260H89ZM91 259H90V260H91ZM146 259H148V257H147ZM182 259H183V257H182ZM186 259H187V257H186ZM186 259H185V261H184V259H183V261H184V262L188 261V260H186ZM220 259H222V258H220ZM229 259H230V258H229ZM242 259H244V257H243ZM246 259H247V258H246ZM249 259H250V257H249ZM67 260H68V259H67ZM69 260H71L69 263H72V262H73L72 260H75V261H76V259H71V258H70ZM69 260H68V261H69ZM79 260H80V258H79ZM82 260H83V259H82ZM90 260H89V261H90ZM101 260H102V258H101ZM202 260H203V262H202ZM207 260H208L207 258H206V259L201 258V262H202L203 264H206L205 262H206ZM231 260H232V259H231ZM240 260H241V262L239 263ZM75 261H74V262H75ZM143 261H144V260H143ZM183 261H182V262H183ZM194 261H196V260L193 259L192 262H194ZM204 261H205V262H204ZM212 261L215 262V261H217V259H216L215 261L212 259ZM222 261H223V260H222ZM228 261H229V260H228ZM234 261H235L234 263L236 264V261H237V260L234 259ZM51 262H52V261H50V263H51ZM74 262H73L72 264H75ZM103 262H104V261H103ZM201 262H199V263H201ZM207 262L209 263V261H207ZM223 262H225V261H223ZM243 262H244L243 264H246V263H245V262H246L245 259L243 260ZM247 262H248V260H247ZM257 262H258V261H257ZM259 262H260V261H259ZM262 262H263V261H262ZM61 263H62V261H61ZM202 263H201V264H202ZM217 263L220 264L221 262L218 261ZM55 264H56V263H55ZM59 264H60V263H59ZM90 264H91V263H90ZM99 264H100V263H99ZM141 264H142V263H141ZM184 264H187V263H184ZM188 264H189V263H188ZM192 264H193V263H192ZM226 264H232V262H231V263H230V262H226ZM247 264H249V262H248ZM252 264H253V263H252ZM256 264H257V263H256Z\"/></svg>",
  "mask_w": 264,
  "mask_h": 264
}]
</instances>
